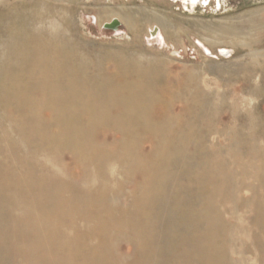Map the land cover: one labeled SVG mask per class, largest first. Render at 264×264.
Here are the masks:
<instances>
[{
	"label": "rangeland",
	"instance_id": "obj_1",
	"mask_svg": "<svg viewBox=\"0 0 264 264\" xmlns=\"http://www.w3.org/2000/svg\"><path fill=\"white\" fill-rule=\"evenodd\" d=\"M51 1L50 0H47V1L46 0H44V1L43 0H6V1H3L2 3H0V9H1L0 10V15H1L0 16V25H1L0 29L2 28L1 29L2 31L0 30V35H1L0 36V69H2L3 67L6 69L5 70L3 68L0 71V73L3 75L2 76L0 74V76H1V78H0V115H1L0 116V150H2V151H0V154H3V155H0V217L1 216L3 217L4 215H6V216H4L6 218L10 217V218H8V220L10 219V221L5 220L6 218L5 219H3L2 217L0 218V229H1L0 233L2 234V236L0 234V237H2L0 239V243L6 245V247H5L4 245L0 244V246H1L0 249L3 250L2 253L0 252V264H1V261L3 258H5V259H3L4 262L2 261V263H4V264H17V263L18 264H21V263L25 264V262H26V264H29V262L30 263L32 262L31 264H33L34 262H35L34 264H41L42 262H44L43 264H48L49 262L52 263L51 261L59 260V258H60L59 261H56V262L54 261L52 264H58V263L59 264H71V263L72 264H79V263L81 264V262H82V264H84V262H85V264L86 263L90 264L92 261L93 262L91 264H96L97 262H99L98 264H112V263L113 264H125V263H128V264H134V263L135 264H175V263L176 264H178V263L184 264V262H188L186 264H211L212 260H213L212 264H216V262H217V264H231L230 262H232V264H264V234H263L264 228L262 227L264 225V222L262 221L264 219V217H262V216H264V214H262V212L264 211V207H263L264 206V200H263L264 199V190H263L264 189V177H263L264 176V168H263V170L261 169L262 168L261 165L264 167V151H263L264 150V125H263L264 124V72H262V71H264L263 70L264 69V67H263L264 66V0H222V1L220 0L221 1L220 6L214 2H211V5L209 7L202 6L201 4H199V5L195 6V8L193 6H190V5L187 8L184 7V5L180 2V0H66V1L65 0H51ZM26 3H28V4H26ZM2 4H4V5H2ZM19 6L23 10L26 8V10H24L25 12ZM12 8H13V10H12ZM17 8L19 9V11ZM102 8H106L107 10L124 12V13L128 14L130 17H132L133 20H135V21H138L141 19V11H149L151 13L153 12V14L155 16L161 17V18L165 19L166 21H168L169 23H171L176 28V32L174 31L176 34L173 33L172 31H170V33H168V36L165 37L163 32H162V34L160 32V34L164 37H159L160 36L159 31L161 30L160 29L161 27L154 22H146V21H144L138 25V27H137L138 29H137L136 33L131 32L124 25V23L119 18H117L115 16H110L108 18L99 20L98 11H99V9H102ZM40 10H42L43 12L41 13ZM38 11L41 13V15ZM10 13H12V14L16 13V14L13 16ZM21 13H22V15H20ZM4 16H5V18H4ZM20 16H22L23 18ZM35 16H36V18H34ZM11 17L12 18L14 17L12 19L14 21L11 20ZM43 17H44V19H43ZM18 18H20V19H18ZM29 19H30V21H29ZM40 19H42V20H40ZM114 19L117 20L120 24L119 27L115 31L103 29V26L105 24L110 23ZM97 20H99V21H97ZM19 24L23 25V27L21 28V26ZM29 24H30V26H29ZM49 24H51V25H49ZM6 25H8V26H6ZM13 25H15V26H13ZM4 26H5V28H4ZM32 26H33V29H32ZM41 26H42V28H41ZM224 26L232 27L234 30L236 29V31L239 32L240 35H244L246 38H243L242 43H240V44L235 43L234 45H231V44H228L227 42H225L223 44L221 42L223 40V38L220 36L222 32L219 31L218 27L222 28ZM9 28H11L10 31H9ZM16 28H17V31H16ZM205 28L206 29L212 28L213 31H206V30H204ZM37 29H38V31H37ZM44 29L46 31L45 33H44ZM48 29H50L51 31ZM18 30H20V31H18ZM31 30H33V31H31ZM22 31H24V32H22ZM54 31H55V34H54ZM14 32H16V33H14ZM25 32H26V34H25ZM39 32H41V33H39ZM46 33H49L50 35H48ZM9 34H11L10 37H9ZM22 34H23V36H22ZM29 34L30 35L32 34V35H35L38 37H40V35L42 34L41 37L43 36V38L44 37L49 38L52 41V43L54 42L53 43L54 46L58 47V49H59L58 54H60V55L56 56L54 58H55L56 62L59 63V65L61 64V71L55 70V72L53 74V75H55L54 82L56 81L55 82L56 85H64L65 87H67L70 97L67 96V99L63 100V103L61 101H58V100L54 101V104L55 103L56 104L52 105V106L54 108H57V110L56 109L53 110V107H51V106L49 107V105H47V104H45V105L40 104L43 101V99L40 95L41 92L39 93L38 89H36L37 87H35V86L32 87L33 89L30 93V96H29L30 99L29 100L25 96V94H24L25 97L22 98L21 94L23 92H21V90L18 88V85L20 83L22 84V82L19 83V81L16 80L18 74H17V76H14L15 74L13 75L14 72L16 73V68L12 67V66H14V61H15V58L13 57V53L15 52L16 48L14 46H17L21 42V40L25 41L26 39L28 40V38H29V40H31ZM25 35H27V36H25ZM61 35H62V38H61ZM11 37L15 41L11 40ZM16 37H18V38H16ZM20 38H21V40H20ZM205 39L212 40V41H214V43L208 44L205 41H203ZM11 41L13 42V44ZM3 44H5L6 47L3 46ZM7 44L9 45V47ZM242 45H244V46L242 47ZM3 47H5V48H3ZM11 47L14 49H12ZM73 48H75V49H73ZM5 49L7 50V52H5L6 51ZM8 49H10V50H8ZM2 56H4V57H2ZM118 56H119V59H117ZM255 57H256V59H255ZM103 58H105V59H103ZM125 58L127 60L129 59L130 62L128 60V62H129L128 63ZM11 59H13V60H11ZM5 60H7L9 62H7ZM97 60H98V62H97ZM11 61H12V63H11ZM77 61H79L80 63ZM91 61L93 62L94 71L97 70V71H95L96 73L92 69V66H91L92 62ZM99 61H100V63H102V61H103V63H102L103 65L100 64ZM119 61H120L121 65H120ZM134 62H135V65H134ZM136 62L138 64L137 67H136V65H137ZM8 63H9V65H8ZM144 64L145 65L147 64V65L145 66ZM10 65H11V67H9ZM128 65H130V66H128ZM141 65L143 68L140 67ZM88 66H91V68ZM7 67H8V69H7ZM98 67H99V69H98ZM130 67H131V69H130ZM95 68H97V69H95ZM82 69L84 71H82ZM66 70H68V72ZM99 70L102 71V74L99 73L100 72ZM131 70H135V71L131 72ZM136 70H139V71H136ZM24 72H26V71H24ZM24 72L22 71V73H24ZM79 73L81 75H79ZM73 74H75V75H73ZM93 74H94V76H93ZM99 74H101V75L99 76ZM116 74H118V75H116ZM124 74H125V76H124ZM132 74L134 76H132ZM4 75H5V78H4ZM11 75L13 77H11ZM89 75H90V77H89ZM103 75H104V77H102ZM106 76L108 77L107 79H106ZM110 76L112 77V80H111L112 84H111V81L109 79ZM10 77L13 78V80L10 79ZM37 77L38 76L34 75L31 78H32V80L37 81ZM83 77H85V78H83ZM97 77L100 78V81H98L99 79ZM14 78H16V79H14ZM142 78H143V82L141 80ZM138 79H139V82H138ZM10 80L12 83L9 82ZM107 80H109L110 83H108ZM113 80H114V82H113ZM154 81H155V84H154ZM71 82L74 84H72ZM3 83H5V84H3ZM8 83H10V84H8ZM14 83H16V85ZM25 83L27 84V81ZM25 83H23V84L26 85ZM135 83H136L137 88L135 87ZM151 83L153 86L151 85ZM11 84H13V86H15L16 89ZM108 84H110V85H108ZM119 84H120V87H119ZM126 84H128V85H126ZM137 84L139 87L137 86ZM10 85H11V88H10ZM121 85H122V87H121ZM186 85H188V86H186ZM189 85H191V86H189ZM28 86H29V84H28ZM140 87H142V88H140ZM82 88H84L86 90L84 91V89H83V91H82L81 90ZM182 88H183V90L181 91ZM11 89H13V90H11ZM129 89H130V91H129ZM153 89H155L156 91H153ZM198 89H199V91H198ZM4 90H5V92L3 93ZM78 90H79V93L77 92ZM121 90H123V91H121ZM125 90H126V92H125ZM133 90H135V91H133ZM139 90H140V92H138ZM147 90H148V92H147ZM12 91H14V92L11 93ZM113 91H115L116 93H114ZM7 92L9 93L10 96H8ZM127 92H129V93H127ZM155 92L156 93L158 92L157 93L158 95ZM187 92H189V93L187 94ZM18 93H20V94H18ZM99 93H101V94H99ZM112 93H114V94L112 95ZM119 93L121 94V96ZM123 93L125 94V96ZM185 93H186V99H185ZM222 93H224V95H222ZM258 94H260V96ZM55 95H57V93H55ZM147 95H149V97ZM178 95H179V97H177ZM205 95H207V96H205ZM261 95H263V98ZM17 96L19 97L18 98L19 100L15 99V97L17 98ZM140 96L142 97V99ZM173 96H175V97L173 98ZM188 96L191 98L189 99ZM192 96H194V98ZM214 96H216V97H214ZM219 96L221 97V100H220ZM224 96H226V98ZM203 97H205L207 99H205ZM9 98H12V99H10V100H12V102H10ZM123 98H124V100H123ZM201 98H202L201 102L203 104H201V102H200ZM125 99H129V100L126 101ZM6 100L9 102H7ZM14 100H16V101L18 100V102L14 101ZM21 100H23L25 102V104H24V102L23 103L20 102ZM88 100H89V102H88ZM190 100H192V101H190ZM13 101H14V103H13ZM36 101H38V104ZM124 101H126V102H124ZM69 102H71L70 104L72 106L69 104ZM187 102L189 105L187 104ZM223 102H224V105L222 106ZM11 103H13V104L11 105ZM15 103H16V105L18 103V105L16 106ZM29 103L32 104L33 107L31 105H29ZM74 103H75V105H74ZM121 103L123 104L122 106H121ZM125 103H127V104H125ZM84 104L88 105L89 107L88 106L84 107L85 106ZM130 104H131V106H130ZM5 105H7L8 107L6 106V108L4 109ZM9 105L11 106V108ZM39 105H40V107H39ZM90 105H93L94 108ZM127 105H129L128 108L125 107ZM132 105L134 106L135 109L131 108ZM18 106H20V107H18ZM34 106L36 107V110H34L35 109ZM67 106H69V107L66 108V110H65V111H67L66 112L67 116H66L65 111L62 109H64ZM228 106L230 108L231 107L232 108L230 109ZM13 107H14V110L16 112H14V110H12ZM22 107L24 108L23 111H22V109H23ZM44 107L45 108L47 107V108L45 109ZM70 107H71V109H69ZM82 107H83V109H82ZM99 107H100V109H102V108L103 109L100 110ZM210 107L211 108L213 107V108L210 110ZM25 108H27V109H25ZM49 108L50 109L52 108V109L50 110ZM122 108H124L125 110H123ZM217 108H218V111H217ZM29 109H30V111H29ZM38 109L43 110V111L40 112V110H38ZM85 109L87 112L85 111ZM91 109H94V110L91 111ZM95 109H97L98 112ZM103 110L106 113H103L104 112ZM122 110L124 112H122ZM131 110H132V112H130ZM198 110L202 111L203 113H206L207 118L205 117L206 115H203L202 112L199 113L200 111H198ZM235 110H237V111H235ZM90 111L94 115L89 114ZM19 112H21V114ZM36 112H37V114H36ZM191 112L194 114L193 117H191L192 116ZM212 112H213V115H212ZM218 112H221V113H218ZM259 112L261 113L262 116L260 114L259 115L257 114ZM3 113L7 116V118L5 115H3ZM17 113L20 116H18ZM29 113H31V114H29ZM73 113H75V114H73ZM98 113H99V115H98ZM128 113L129 114L131 113V114L129 115ZM238 113H239V115H238ZM87 114L89 117L92 118V120L88 116H86ZM104 114H105V116L108 115L107 116L108 118L107 117L105 118ZM201 114L203 117L201 116ZM137 115H139V116H137ZM26 116H28V117H26ZM65 116L69 117V118L67 119ZM73 116H74V118H73L74 120H72ZM95 116L97 118H95ZM100 116L102 117V119ZM209 116L211 117V119L209 118ZM23 117H24V119H23ZM39 117H41V118H39ZM188 117L191 119H188ZM38 118H39V120H38ZM61 118L62 119L64 118V119L61 120ZM77 118H78V120H76ZM112 118H113V120H112ZM16 119H17V121H16ZM59 119H60V122H62V123L58 125L57 123H60L58 121ZM70 119H71V121H70ZM99 119H101V121ZM103 119H107V121L106 120L102 121ZM110 119L113 121V123L115 125L110 121ZM142 119H144V120L142 121ZM52 120H54V121H52ZM64 120L67 122H65ZM97 120L100 121L101 124ZM125 120H126L127 124H126ZM37 121H39L41 123H39ZM63 121L65 124L63 123ZM73 121H75L74 122L75 124L73 123ZM96 121L98 124L96 123ZM109 121L111 122L110 123L111 125L109 124ZM194 121H195V123H194ZM261 121H263V122L261 123ZM25 122H27V123H25ZM47 122H48V124L50 122V124L48 126L49 131L47 133H42L43 136L42 135L39 136L38 134H40V133L35 131L36 128L38 127L39 124L44 125V124H47ZM55 122L57 124V127H56ZM120 122H122V123L120 124ZM123 122H125L126 125L123 124ZM132 122H134V123H132ZM184 122H185V124H184ZM249 122L251 125L248 124ZM76 123H77V125H76ZM92 123H93V126H91ZM146 123H148V125ZM81 124H87V125H81ZM130 124H131V126L133 125L132 126L133 129H131ZM168 124H169V126H168ZM260 124L262 127L259 126ZM28 125L30 128L28 127ZM31 125H33V126H31ZM61 125L62 126L64 125V126L61 127ZM71 125H74V126L71 127ZM112 125H114V126H112ZM197 125L200 127H198ZM209 125H210L212 131L210 130ZM240 125H242V126H240ZM3 126H4V129H2ZM17 126L19 127V131H17L18 130ZM67 126L69 127V129L66 128ZM76 126H78L79 128ZM82 126L84 129L82 128ZM124 126H127V127H124ZM187 126L190 127V129L187 128ZM255 126H257V127H255ZM32 127H34V128H32ZM73 127H75L76 129ZM89 127L91 128L90 130H92V132L91 131L88 132ZM113 127L116 128L114 133H112L114 130ZM245 127H247V129ZM25 128L28 129V133L27 132L25 133V131H26ZM86 128H87V130H86ZM123 128H124V130H123ZM136 128H138V129H136ZM67 129L69 132L67 131ZM79 129H80L81 133L79 131L77 132V130H79ZM96 129H97V131H95V133H94V130H96ZM154 129H156V131H157L156 134H154V132H155ZM29 130H32V131H29ZM60 130L63 133L59 132ZM74 130L76 132H74ZM82 130H84V131H82ZM119 130L121 133H119ZM129 130L133 131V133L131 132V134H129L130 133ZM136 130H137V132H136ZM146 130H150L151 132L148 131V134H147ZM238 130H239V134H241V135L244 134L242 137L239 134L236 135ZM66 131L68 133H66ZM250 131H252L253 134ZM6 132H7V134H6ZM36 132H37V134H36ZM57 132L62 137L59 136V134ZM84 132L85 133L87 132L89 134H85ZM174 132H177V133H174ZM188 132L189 133L193 132V134H191V137L188 134ZM212 132H213V134H212ZM246 132L249 134H246ZM19 133H21L22 135ZM75 133L76 134L78 133L77 136ZM135 133L137 136L135 135ZM157 133H158V135H157ZM179 133H180V135H179ZM5 134H6V136H5ZM29 134H31V136L33 135L35 138L36 137L37 138L34 139V137L33 136L31 137ZM46 134H48V135H46ZM128 134H129V137H128ZM160 134H162V135H160ZM199 134H201V136ZM210 134H211V136H210ZM86 135H88L89 138L88 137L87 138L89 140L86 138ZM187 135H189V136H187ZM193 135H194V137L192 138ZM196 135H199V136L196 137ZM21 136L23 137L22 139H21ZM81 136H84V137H81ZM132 136L134 138H132ZM138 136H139V138H137ZM186 136L188 138H186ZM90 137H92L91 138L92 140L90 139ZM140 137H142V138H140ZM166 137H168V138H166ZM184 137H185V140L182 139ZM233 137H234V139H233ZM260 137H262V138H260ZM10 138H11V140H10ZM31 138L34 140H32ZM124 138L127 141L132 139L131 140L132 143L130 141L132 151L129 147L130 145H128V144H130V143H128L129 141L127 142ZM162 138H164V140ZM206 138H209L207 140V142H206ZM240 138L245 139V140L248 139V140H246L247 142H245V140L243 141ZM251 138H253V139H251ZM23 139L25 140V142ZM37 139H39V140H37ZM107 139L109 142L107 141ZM133 139H138V141L140 139V141H142V142L138 143L136 140L133 141ZM160 139H162V141ZM197 139H198V141H197ZM230 139H233V140H230ZM36 140H37V142H36ZM77 140L79 141V143ZM90 140H91V143H90ZM158 140L160 142H157ZM183 140H184V142H181ZM201 140H203V141H201ZM13 141H14V143H13ZM39 141H40V143H38ZM82 141H84V142L82 143ZM95 141L98 143H96ZM8 142L9 143L12 142V143H10V145H9ZM121 142H123V143H121ZM188 142H190V143H188ZM197 142H199V143H197ZM34 143H35V145H34ZM183 143H185V144H183ZM229 143H230V146H229ZM241 143H242V146H240ZM51 144L53 145V147ZM100 144H101V147H100ZM125 144L127 145V148H126ZM158 144H159V147H158ZM167 144L168 145L171 144L172 145L171 147L173 149L169 148L170 146H168ZM182 144H183V146H182ZM186 144H190L191 146L187 145L188 146L187 147ZM214 144L215 145L217 144V145L215 146ZM42 145L46 146V149L44 146H43L44 147V149H43ZM152 145H153V147H152ZM193 145H195L194 148H193ZM73 146H74V148H73ZM89 146H90V149H89ZM205 146L207 148H204ZM62 147H64L65 149ZM85 147H86V149L87 148L88 149L84 150ZM189 147H190V149H188ZM225 147L226 148L228 147V149H226ZM243 147L245 150L243 149ZM11 148L16 149V151L11 149ZM68 148H69V150H68ZM176 148H178V150H176ZM184 148H186V149H184ZM196 148H198V149H196ZM209 148H210V150H209ZM247 148H249V149L246 150ZM36 149H38V150H36ZM92 149L94 150V152ZM127 149H128V153L126 151ZM129 149H130V151H129ZM165 149L168 150L169 153H166L167 151ZM231 149H232V151H231ZM254 149H256V150H254ZM259 149L260 150L262 149L261 150L262 152ZM56 150L57 151L59 150V151L57 152ZM182 150H185L186 152H184ZM187 150L189 151L188 156L186 155ZM193 150H195V151H193ZM217 150H218L219 155L216 153ZM226 150H228V151H226ZM68 151H69L70 155H69ZM108 151H110V152H108ZM125 151L127 154L125 153ZM161 151H163V152H161ZM179 151H180V153H179ZM190 151H191V153L195 152L194 155L197 153L195 155V157L192 155L193 153L189 154ZM201 151H202V153H201ZM205 151H206V153H205ZM133 152H134V154H133ZM182 152L185 153V154L183 153V156H181ZM203 152L207 156L203 155ZM225 152H228V153H225ZM47 153H48V155H47ZM55 153H57V154H55ZM67 153H68V155H67ZM78 153H81V154L78 155ZM82 153H84V154H82ZM223 153H225V154H223ZM243 153H245V155H243ZM254 153H255V155H254ZM257 153L258 154L263 153L262 154L263 156L259 157V155H261V154L258 155ZM15 154H17V155H15ZM89 154H91V155H89ZM92 154H93V156H92ZM232 154H233V156H232ZM38 155H40V156H38ZM63 155H64V157H63ZM82 155H83V157H82ZM118 155H119V157H121V155L124 157H121L119 159ZM138 155H140V156H138ZM184 155H186V158ZM197 155H199L200 157H198ZM239 155H240V157H239ZM3 156H5V157H3ZM31 156H33V157L31 158ZM91 156H92V158H91ZM136 156H138L139 159H137L138 157H136ZM159 156H160L161 160L159 159ZM162 156L165 158H162ZM166 156H168V158ZM196 156L198 158H196ZM215 156H216V158H215ZM243 156L245 157V159ZM254 156H256V157H254ZM9 157H12V158H9ZM16 157H18V158H16ZM54 157H56V158H54ZM58 157H59V159H58ZM62 157H63V159H62ZM114 157H116V158H114ZM142 157H143V159L144 158H146V159L142 160ZM156 157L158 158V161H156V159H157ZM173 157H175L176 160H178V161H175V158H173ZM231 157H232V159H231ZM82 158H84V160ZM109 158H110V160H108ZM122 158H124V159H122ZM135 158H136V160H134ZM177 158H180V159H177ZM182 158H183V160H181ZM199 158H204L205 160L204 159L200 160ZM212 158H213V160H212ZM240 158H242V159H240ZM55 159H57V160H55ZM127 159H129V160H127ZM162 159H163L164 163L162 162ZM186 159H188V160H186ZM191 159H194V161L192 160V162H191L190 161ZM195 159H197V160H195ZM208 159H210V160L207 161ZM215 159H217V160H215ZM250 159L253 161H249ZM258 159H259V162H258ZM138 160L139 161L141 160L142 162H138ZM211 160L213 162H211ZM226 160L230 163V165H228L229 163ZM130 161H132V162H130ZM180 161H182V162H180ZM203 161L205 163H202ZM220 161L222 163H220ZM240 161H242L243 163H241ZM31 162H33V163H31ZM50 162H52V163H50ZM127 162L129 163V165ZM157 162H158V164H157ZM176 162H178L177 163L178 165L176 164ZM130 163L131 164L134 163L136 165L133 164L134 167H131L133 165H131ZM152 163H153V165H152ZM155 163L158 167H155ZM171 163H172V165H171ZM215 163H216V165H215ZM224 163H225V165H224ZM258 163H259V165H258ZM122 164L124 166L128 167V169L124 168V166ZM137 164L140 166L138 167ZM163 164H164L166 169L163 167ZM195 164H196L197 168L195 167ZM205 164H207V166H205ZM8 165H9V167H8ZM52 165H53V167H52ZM61 165H62V167H61ZM151 165H152V167H151ZM182 165H183V167H182L183 171L181 169ZM187 165H189V166H187ZM211 165H212V167H211ZM12 166H14V167H12ZM204 166H205V170H204ZM174 167H176V168H174ZM222 167H224V168H222ZM225 167H226V169H225ZM239 167L240 168L244 167L243 169L241 168V170L243 172L240 170ZM8 168H9V170H8ZM32 168H33V170H32ZM123 168H124V171H121V170H123ZM129 168H130V171H128ZM133 168L135 170H133ZM201 168L203 169L204 174H200V173H202ZM212 168H214V169L212 170ZM228 168H230V169H228ZM157 169L158 170L160 169L161 171L159 170V172H158ZM186 169L188 170V173H187ZM210 169L215 174L213 172H211ZM254 169H255V171H254ZM10 170L11 171L13 170V171L11 172ZM34 170L35 171L37 170V171L35 172ZM42 170H44V171H42ZM150 170H152V171L149 175ZM179 170H180V172H178ZM224 170H225V173H224L225 175L223 174ZM232 170L234 171V173L232 172ZM153 171H154V173H153ZM31 172H35V173H31ZM40 172H41V174H40ZM165 172L168 174H166ZM182 172L184 174L186 172L185 175H187V176L184 177ZM231 172L233 175H230ZM7 173H9V174H7ZM22 173L25 175H23ZM197 173L199 175H197ZM32 174H33V176L31 177ZM42 174H44V175H42ZM89 174H91V175H89ZM159 174L162 177H160ZM180 174L182 175V177L180 176ZM194 174L197 177H195ZM220 174H222V176ZM244 174H246V176L247 175L248 176L246 177V176H244ZM18 175L20 177H18ZM22 175H23V177H21ZM218 175H219V177H218ZM257 175L258 176L262 175V176L258 177ZM45 176L47 177V180H45L46 179ZM113 176H114V178H113ZM149 176H150V178L151 177L152 178L150 179ZM157 176H158V178H157ZM179 176H180V178H179ZM213 176H216L217 178L213 177ZM240 176H242V177H240ZM16 177H17V179H16ZM57 177H59V178H57ZM166 177H167V179H166ZM188 177H190L192 179H189ZM202 177H204V179H202ZM207 177L208 178L210 177V179H208ZM232 177L234 180L232 179ZM234 177H236V178H234ZM31 178H34L33 179L34 181L32 180L30 182ZM60 178H62V179H60ZM221 178L223 180H221ZM237 178L239 180H237ZM257 178H259V180ZM10 179H11V181H10ZM55 179H56V181H55ZM128 179L131 181H129ZM142 179H144V180H142ZM157 179H159V180H157ZM177 179L180 180L179 183H177V181H178ZM185 179L187 181H185ZM224 179H225V183H224ZM17 180L19 183L17 182V185H15ZM25 180L28 181V183ZM151 180H154V181H151ZM195 180H197V181H195ZM215 180H217V181H215ZM220 180L222 182H220ZM49 181L52 184H50ZM94 181H96L95 184L93 183ZM124 181L125 182L127 181L129 183H127V182L125 183ZM142 181L144 183L145 182L146 183L148 182V183L144 184ZM149 181H151L152 183ZM201 181H203V182H201ZM239 181L242 184H240ZM11 182L13 185H15V187L14 186L12 187ZM55 182H56V184H54ZM60 182H62V184H63L62 187H61ZM108 182H109V184H108ZM155 182L157 184V189L155 188V186H156ZM195 182H196V184H195ZM197 182H199V183H197ZM200 182L202 184H204V187L202 186V184H200ZM204 182H206V183H204ZM210 182H211V184H210ZM216 182L218 185L216 184ZM7 183H9L10 186H9V184L7 185ZM29 183H33V185L31 186ZM35 183H36V185H34ZM48 183L50 186L48 185ZM176 183L178 184V186L175 185ZM190 183H192V184H190ZM212 183L213 184L215 183L217 186L215 184L213 186ZM221 183H222V185H221ZM256 183H258L259 185ZM1 184L3 186L5 185V188L2 186L4 190L1 189L2 188ZM20 184L21 185L23 184V185L18 186ZM139 184H140V186H139ZM151 184H153V185H151ZM159 184L160 185L162 184V185L159 186ZM187 184H190V186ZM207 184L209 185V187ZM51 185L52 186L54 185V186L52 188H50ZM57 185L59 186V188ZM121 185H124V188H125L124 191H123V187ZM148 185L150 187H148ZM165 185H168V186H165ZM171 185H174V187ZM243 185H244V187L242 188ZM43 186L46 188H44ZM87 186H88V189H87ZM205 186H206V188H205ZM7 187H8V189H7ZM216 187H219V189H217ZM221 187H222V189H221ZM250 187H251V189H250ZM11 188L13 190H11ZM15 188H16L17 193L14 190ZM55 188L57 190H55ZM74 188L76 189V191H78V190L79 191L76 192ZM167 188L168 189L171 188L172 190L171 189L168 190ZM174 188L178 189V190H176L177 193L174 190ZM209 188H212V190ZM50 189H51V191H50ZM64 189L67 190V191H65L66 193H64ZM181 189H183V190H181ZM198 189H199V191H198ZM223 189L226 191L227 194L225 193V191ZM5 190H6V192H5ZM8 190H10V191H8ZM52 190L53 191L55 190L54 193H52ZM92 190L94 192L91 193ZM150 190H151V192H150ZM186 190L187 191L191 190L188 192V193L191 192L190 196H187L188 194H185V193H187ZM195 190H197V193ZM207 190H209L210 192ZM219 190H222V191H219ZM233 190H234V192H233ZM241 190H242V192H241ZM252 190L254 193L252 192ZM2 191H4V192H2ZM72 191H74L75 193ZM145 191H147V192H145ZM168 191H169V193H168ZM182 191H184V192H182ZM205 191H207V192H205ZM227 191H229L230 193H228ZM55 192L59 196L55 195L56 194ZM62 192L64 193V195H61V194H63ZM160 192H161V195H159ZM172 192L174 193V195H172ZM198 192H200V193H198ZM212 192H213V194H212ZM220 192L223 194H221ZM13 193H14V195H13ZM44 193H46V195ZM84 193H88V194L84 195ZM145 193H150L151 195H148V194L145 195ZM163 193L165 194L164 196H163ZM1 194L3 196H1ZM10 194H12V195H10ZM180 194L187 196L186 197L187 199L183 195H182L183 196L182 197ZM261 194H263V196ZM22 195H24V196H22ZM34 195H35V197H34ZM44 195L47 198H45ZM87 195H89V196H87ZM226 195L228 196V198L225 197ZM255 195L257 196L256 199L254 198ZM4 196L6 198H9V199L7 200ZM49 196H51V197L48 198ZM70 196H72V197H70ZM83 196H84V198L86 196V198H85L86 200L82 198ZM99 196H101V197H99ZM102 196H103L104 202H103ZM167 196H168L169 200L167 199ZM56 197H57V199H56ZM95 197L99 200L102 199L101 202L99 200H96ZM140 197H141V199H139ZM163 197H166V199L165 198L163 199ZM171 197H172V201H170ZM174 197H179V200H178V198L174 199ZM192 197H194V198L192 199ZM199 197H200V200H198ZM220 197H221V199H220ZM223 197L225 200L223 199ZM241 197H242V199H241ZM28 198L31 199V202ZM43 198L45 200L46 199L47 200L45 201ZM105 198H107V199H105ZM142 198H144V199L142 200ZM195 198H196V200H194ZM202 198H203V200H202ZM88 199L89 200L94 199L95 202L93 201V203H92V201L91 200L89 201ZM148 199L153 203H151L150 201H146ZM161 199L165 201V204H166V202H168L169 205L168 204L164 205V201H162ZM185 199L188 200L189 202L194 201L193 207H191L192 202H190L191 203L190 204L187 201H185ZM207 199H209L210 202ZM75 200H77V201H75ZM87 200H88V202H86ZM135 200H136V203H134ZM139 200H140V202H139ZM141 200L143 201L142 204H141ZM1 201H4V202H1ZM6 201L8 202V205H7ZM56 201H57V203H56ZM68 201H69V203H68ZM173 201H174V203H173ZM230 201L231 202L233 201V203H230ZM9 202H12V203H9ZM17 202L19 203V205ZM62 202H64V204ZM73 202H74V204H73ZM116 202H117V205L115 204ZM171 202L173 203V205L175 207L178 204L179 205L178 207L181 210L178 211V207L175 208L174 206H172ZM211 202L212 203L214 202V203L210 204ZM227 202H228V204H227ZM65 203L67 206H65ZM70 203H72L73 205ZM85 203L88 205V207ZM96 203L97 204L99 203L100 206L97 205ZM104 203L107 205V208H106V205ZM132 203L134 204V206ZM3 204H5V205H3ZM101 204H103V205L101 206ZM147 204L149 205V207H146V206H148ZM181 204H183V205L185 204L188 208L186 207V209H184ZM199 204H201V206ZM259 204L261 206H259ZM53 205H55V206L57 205V206L55 207ZM74 205H77L78 207L74 206ZM113 205H115V206H113ZM185 205H184V207H185ZM4 206H6L8 209L5 208ZM44 206H46V207H44ZM104 206H105V209H107V211L104 209ZM169 206L171 209L169 208ZM10 207H12V208H10ZM33 207H34V209H33ZM52 207L53 208L55 207V209L53 210ZM59 207H62V208L59 209ZM69 207H71V210L69 209ZM73 207H75L74 209L76 211L73 209ZM91 207H93V208H91ZM98 207H100V209L102 207V209H101L102 213L100 212L101 210H99ZM133 207H134V210H133ZM153 207H155V208H153ZM156 207H158V210ZM190 207L192 209L194 208L195 210H196V208L202 207L203 210H202V208H201V210H200V208L197 209L196 211H198V212H194L195 214H193V215H196L199 212L200 213H199V215L197 214L194 217L192 215V213L195 210L190 209ZM210 207H211V209H210ZM215 207H217L218 210H220V211H218L217 208L215 209ZM224 207H225V209H224ZM257 207L262 208L261 211L260 210L258 211L259 208H257ZM4 208L6 211H4ZM43 208L47 209V211H49V214H47L48 212L46 210H44ZM174 208H175V210H174ZM256 208H257V210H256ZM48 209H52L51 212ZM81 209H83V210H81ZM108 209H109V212H108ZM183 209L185 212H183ZM25 210L26 211L28 210V211L26 212ZM43 210H44V212H43ZM60 210H62V211H60ZM92 210L95 212L97 211L98 213L94 212L92 214V212H93ZM116 210H120V211L118 212ZM121 210H123V213ZM171 210L174 214H176L175 216L171 212ZM186 210H187L188 214H186ZM12 211H14V212H12ZM209 211H212V212H209ZM213 211H214V213H213ZM225 211H227V213ZM7 212H9L11 214H9ZM22 212H23V214H22ZM52 212L55 213V215ZM79 212H80V214H79ZM89 212L92 215H95V214L96 215L93 216V218H91L92 215ZM128 212H130V213H128ZM133 212L136 213L138 216L135 215ZM180 212H183L185 214L180 213ZM189 212H192V213H189ZM256 212H257V214H256ZM3 213H5V214H3ZM18 213H20V214H18ZM50 213L52 214L51 219H50L51 221L49 220ZM65 213H66V216L64 217ZM105 213H106V215H105ZM107 213L109 215H107ZM117 213H118V215H117ZM131 213H133L134 215ZM207 213H208V216H207ZM215 213H217V214H215ZM32 214H33V216H31ZM41 214H43V216ZM68 214H69V216H67ZM70 214H72V215H70ZM101 214H103L104 216ZM121 214H123V215H121ZM189 214H191V215H189ZM200 214H201V216H200ZM258 214H260L262 216H260ZM26 215H27V217H26ZM60 215H61V217H59ZM80 215H81V217H80ZM130 215H132V216H130ZM187 215H189V216H187ZM202 215H204L205 217ZM211 215H213V216L215 215V216L211 217ZM257 215H258V217H257ZM28 216L29 217L31 216L32 218H29ZM139 216H140V218H139ZM177 216H178V218H176ZM183 216H185V217H183ZM190 216H192V217H190ZM197 216L201 217V218H198ZM21 217H22V219H21ZM24 217H25V219H24ZM131 217H133V218H131ZM136 217H137V219H136ZM161 217H162V219H161ZM196 217H197V219H196ZM216 217H218V220ZM259 217H261L262 220ZM12 218H13V220H12ZM17 218H18V220H17ZM59 218H60V220H59ZM65 218H68L69 221ZM73 218H74V220H72ZM97 218L101 219L102 222H100V220H99V223H98ZM103 218H105L106 221L103 220ZM112 218L114 221L112 220ZM124 218H126V221H124ZM179 218H181V219H179ZM192 218L195 220H193ZM212 218H215L217 221L215 219H214L215 220L214 221ZM256 218L258 221L260 220L259 223H261L260 224L261 226L259 225L258 221H256ZM33 219L35 220L34 222H32ZM64 219H65V221H64ZM141 219H142V221H141ZM168 219H170V221H168ZM21 220H22V222H21ZM26 220H28V221H26ZM109 220H111V221L108 222ZM189 220H190V223L186 222ZM191 220L196 221V222H193V221L191 222ZM23 221L26 223H24ZM29 221H31L32 224ZM62 221L64 224L62 223ZM66 221H67V223H66ZM87 221H89V223ZM116 221L120 222V223L118 222V224L121 225L120 227H119V225H117ZM135 221H136V228L133 226ZM138 221H140V222H138ZM166 221H168L169 224ZM178 221L181 223H179ZM203 221L208 222V224L206 222L204 223ZM221 221H222V223H221ZM228 221H229V223H228ZM1 222H3V223H1ZM5 222L7 225L5 224ZM170 222H171V225H170ZM252 222H254L255 224ZM14 223H15V228H13ZM51 223H52V225H51ZM101 223L104 226L103 228H105V226L108 227L107 228L108 233H107V231L104 232L103 231L104 229L100 228V226L102 227ZM113 223H115L116 225L113 226L112 225ZM128 223L129 224L131 223L133 225L130 224L131 225L130 226ZM137 223H140V224H137ZM166 223L170 227H168L166 225ZM224 223L226 224V227H225ZM1 224H2V226H1ZM34 224H38L39 226L34 225ZM85 224H87V225L85 226ZM122 224H123V226H126V227L124 228L122 226ZM176 224H177V227L175 226ZM188 224H190L189 226H191V227H188ZM222 224H224V225L221 226ZM27 225H28V227H27ZM32 225H34V226H32ZM58 225H59V227H58ZM16 226H17V229H16ZM25 226H26V228H25ZM30 226H31V228H30ZM90 226L92 227L93 230L90 229ZM164 226H166L167 229ZM182 226L186 227L187 230H186V228H184ZM219 226H220V228H219ZM1 227L2 228L4 227V228L2 229ZM23 227L25 228L26 231L23 230ZM40 227H41V229H40ZM76 227L78 229H75ZM133 227L136 230L133 229ZM202 227H204V228H202ZM206 227H207V229H209V227L210 228L212 227L211 230L212 231L214 230L213 231L214 233L211 230L209 231L207 229H206V232H207L206 233L204 230L205 234H209L211 232L210 235L212 236V234H213L212 237L210 235L209 236L204 235V232L202 229H205ZM222 227H224L223 231H224V233H226V236L224 235L223 232H220V230H219V229L222 230L223 229ZM29 228H30L31 232L29 231ZM87 228H89V230H87ZM122 228H124V229H122ZM183 228H184V231H183ZM215 228H216V230H215ZM6 229H7V231H6ZM18 229L20 231H18ZM68 229H69V231H68ZM121 229L123 232H121ZM178 229H180V230H178ZM189 229H190V231H189ZM259 229H260V231H259ZM59 230H60V232H59ZM94 230H96V231L94 232ZM130 230L132 232H129ZM169 230H171V231H169ZM181 230L183 231V233ZM191 230L193 232L195 230L197 232L199 231V233L193 234V232H191ZM15 231H18L19 233L18 232L16 233ZM40 231H42L44 236L42 235V233ZM50 231H52V232L50 233ZM75 231L77 233H74ZM92 231H93V233H92ZM118 231L120 232V235H119ZM133 231L136 232L137 235ZM164 231H165V233H164ZM9 232L12 235L9 234ZM13 232L15 233V235ZM112 232L114 233V235L111 236ZM28 233H29V236L27 235ZM39 233H41V234H39ZM46 233H47V235H46ZM55 233H57L58 235ZM94 233L95 234L97 233V235H95ZM129 233H131L130 238L133 239L132 241L130 238L127 239L129 237ZM258 233H259V235H258ZM30 234H31L32 238L30 237ZM102 234L103 235L105 234L106 236L109 234L107 236L108 239L106 238L105 235L102 236ZM153 234H155V235H153ZM177 234H180L181 236L180 235L178 236ZM195 234H197V235H195ZM38 235H40V238H36V236H38ZM93 235L95 236L96 239L93 237ZM123 235H124V238H123ZM184 235L186 237L190 236L189 237L190 239L186 238ZM191 235H192V237H191ZM254 235H256V236H254ZM7 236H8V238H7ZM9 236L12 238V240H10L11 238H9ZM50 236H51V238L53 237L51 240L52 243L50 242V238H49ZM79 236H81V237H79ZM195 236H196V238H198V244L200 241L199 245L197 244V239L194 238ZM258 236H260L259 239H257ZM5 237L7 238L6 240H5ZM98 237H100V238L98 239ZM110 237H113V238L115 237V239L110 238ZM176 237L178 238V241H177ZM204 237H205V239H204ZM25 238L26 239L28 238L29 240H32V241H29L27 239L29 241V242H27L25 240ZM42 238H44V241ZM55 238H57V241L60 240L57 244H56V242L54 243ZM71 238L74 240H72ZM211 238H213L214 241L211 240ZM218 238H219V240L215 241ZM220 238H222L223 240ZM19 239H20V241H19ZM36 239H38V240H36ZM119 239H121L122 241ZM224 239L226 241H224ZM256 239L258 240V242L256 241ZM9 240L11 241V243ZM68 240L71 242H69ZM76 240H78V241H76ZM128 240H130V241H128ZM184 240H186V241H184ZM189 240H191L193 243L190 242ZM205 240L208 242V245H207V243H205L206 242ZM253 240H255V241H253ZM7 241H9V242H7ZM55 241H56V239H55ZM99 241H100V243H99ZM104 241H105V243H103ZM156 241H157V243H155ZM183 241L186 242V244H189V246H192V247H190L192 249H190L188 247V245L186 247L185 244L183 243ZM67 242L69 243V245ZM95 242H97V243H95ZM153 242L155 243V245ZM179 242L182 246L179 244ZM201 242H202V244L203 243H205V244L202 245ZM209 242H214V243H211V245H209ZM215 242H216V244H215ZM256 242H257V244H256ZM16 243H17V245H16ZM109 243H111L112 245ZM114 243H115V245H114ZM120 243H123V244H120ZM139 243H141V244H139ZM11 244L13 247H11ZM39 244L41 245L42 249H40V246H38ZM97 244H98V246H97ZM99 244H100V246H99ZM108 244H109V247H108ZM195 244H197V245H195ZM217 244H219V245L221 244L220 245L221 247L224 245V247H223L224 249H222L220 246H217ZM254 244H256V246ZM7 245H9V246L7 247ZM56 245H58V246H56ZM142 245H144L145 247ZM175 245H177L178 247ZM258 245L261 246V248ZM45 246H46L47 251H45L46 249H44ZM54 246H56V247H54ZM60 246H61L62 250H60ZM65 246H66V249H65ZM69 246H70V250L68 249ZM74 246L76 248H73ZM101 246L105 247L106 250H104L105 248H103ZM196 246L199 249H197ZM200 246H202V247H200ZM204 246L205 247L207 246V249H205ZM213 246L214 247L216 246L217 248H214ZM3 247L5 249H7V248L8 249L5 250ZM99 247H101L102 250ZM133 247H136V248H133ZM179 247L181 249H178ZM203 247H204V249L202 250ZM212 247H213V249H212ZM245 247H247V248H245ZM71 248L73 249V251ZM109 248L112 250V252ZM56 249H57L58 253L55 252ZM85 249H87L86 250L87 252H85ZM91 249H92V251H91ZM185 249H186V251H185ZM194 249H196L195 251H197V252L191 251ZM209 249H211V250H209ZM215 249L216 250L219 249L218 252H216ZM247 249H249L252 253ZM68 250L70 253L67 252ZM93 250H95V251H93ZM5 251H6V253H5ZM23 251H25L26 254ZM59 251H61V252H59ZM90 251L92 254L90 253ZM188 251L189 252L191 251V252L189 253ZM211 251H213V252L211 253ZM38 252H39V255H38ZM77 252H79V253H77ZM107 252H109V253L111 252V253L109 254ZM114 252H115V254H114ZM179 252L180 253L182 252L181 253L182 258H181V255H179L180 254ZM199 252L202 254H200ZM204 252H206V254ZM222 252H224V254ZM61 253L63 256H61ZM215 253L217 256L214 255ZM53 254H55V255L53 256ZM57 254H58V257L55 259L54 257H56ZM97 254L100 256V258L97 257L98 259L95 260L96 259L95 256H98ZM111 254H114V255H111ZM208 254L211 255V257H213V256L214 257L211 258ZM218 254L220 255V257L218 256ZM5 255H7V256H5ZM44 255L47 256L48 258H46ZM66 255H68V256H66ZM75 255H78L79 257L78 256L76 257ZM87 255H89V257L91 255L92 257L89 258ZM108 255H109V257H108ZM37 256H39V257H37ZM171 256H173V257H171ZM184 256L185 257L187 256L186 257L187 259ZM196 256H199V257H196ZM203 256L205 257V259L208 262L204 259ZM27 257H30V258H27ZM73 257L76 259L75 262L73 261L74 263L71 262V260H73ZM85 257L88 260L85 261V259H86ZM217 257H219V258H217ZM16 258H18V259H16ZM67 258H68V263H67ZM120 258L121 259L123 258V259L121 260ZM170 258H172V259H170ZM12 259H13V261H12ZM23 259H24V261L25 260L26 261L24 262ZM180 259H182V261ZM210 259H212V260L210 261ZM215 259L216 260L218 259L219 261H221V263L219 261H215ZM7 260H8V262H7ZM62 260L64 263L62 262ZM176 260H177V262H176ZM192 261H194V262H192ZM214 261H215V263H214Z\"/></svg>",
	"mask_w": 264,
	"mask_h": 264
},
{
	"label": "bare ground",
	"instance_id": "obj_2",
	"mask_svg": "<svg viewBox=\"0 0 264 264\" xmlns=\"http://www.w3.org/2000/svg\"><path fill=\"white\" fill-rule=\"evenodd\" d=\"M3 1H6V0H0V3H2ZM43 1H44V0H43ZM46 1H47V0H46ZM50 1H51V0H50ZM65 1H66V0H65ZM221 1H222V0H221ZM221 1H220V0H180V2H181V3L184 5V7H186V8H187L189 5H190V6H193V7L195 8V6H197V5H199V4H201L202 6H207V7H209V6L211 5V2H214V3H216L217 5L220 6ZM51 2H52V1H51ZM22 3H23V2H22ZM26 4H28V3H26ZM2 5H4V4H2ZM9 6H10V5H9ZM22 6H23V5H22ZM24 6H25V5H24ZM15 7H16V6H15ZM19 7H20V6H19ZM198 7H199V6H198ZM7 8H8V7H7ZM20 8H21V7H20ZM50 8H51V7H50ZM17 9H18V8H17ZM21 9H22V8H21ZM28 9H29V8H28ZM42 9H43V8H42ZM0 10H1V9H0ZM12 10H13V8H12ZM22 10H23V9H22ZM24 10H26V8H25ZM24 10H23V11H24ZM7 11H8V10H7ZM10 11H11V10H10ZM18 11H19V9H18ZM28 11H29V10H28ZM40 11H41V13L43 12L42 10H40ZM11 12H12V11H11ZM24 12H25V11H24ZM26 12H27V11H26ZM38 12H39V11H38ZM12 13H13V12H12ZM12 13H10V14H12ZM39 13H40V12H39ZM41 13H40V15H41ZM46 13H47V12H46ZM15 14H16V13H15ZM15 14H12V15L14 16ZM18 14H19V13H18ZM20 15H22V13H21ZM29 15H30V14H29ZM43 15H44V14H43ZM46 15H47V14H46ZM0 16H1V15H0ZM25 16H26V15H25ZM25 16H24V17H25ZM30 16H31V15H30ZM110 16H115V17L119 18V19L124 23V25L128 28L129 31H131V32H135V33L137 32V29H138L137 27H138V25H139L140 23L144 22V21H146V22H154V23H156L157 25H159V26L161 27V28H160L161 30L159 31V34H160V32H161V34H162V32H163V34H164L165 37L168 36V33H170V31H172L173 33L176 32V28H175L171 23H169L168 21H166L165 19H163V18H161V17L155 16V15L153 14V12L151 13V12H149V11H141V19L138 20V21H135V20H133L132 17H130L128 14H126V13H124V12H118V11H114V10H107L106 8L99 9V11H98V18H99V20H102V19L108 18V17H110ZM8 17H9V16H8ZM20 17H22V16H20ZM4 18H5V16H4ZM13 18H14V17H13ZM13 18L11 17V20H12ZM22 18H23V17H22ZM22 18H21V19H22ZM34 18H36V16H35ZM37 18H38V17H37ZM41 18H42V17H41ZM48 18H49V17H48ZM15 19H16V18H15ZM18 19H20V18H18ZM27 19H28V18H27ZM43 19H44V17H43ZM9 20H10V19H9ZM9 20H8V21H9ZM31 20H32V19H31ZM34 20H35V19H34ZM40 20H42V19H40ZM45 20H46V19H45ZM99 20H97V21H99ZM12 21H14V20H12ZM16 21H17V20H16ZM29 21H30V19H29ZM32 21H33V20H32ZM1 22H2V21H1ZM3 22H4V21H3ZM36 22H37V21H36ZM48 22H49V21H48ZM50 22H51V21H50ZM11 23H12V22H11ZM37 23H38V22H37ZM45 23H46V22H45ZM16 24H17V23H16ZM26 24H27V23H26ZM34 24H35V23H34ZM43 24H44V23H43ZM47 24H48V23H47ZM10 25H11V24H10ZM19 25H20V24H19ZM49 25H51V24H49ZM52 25H53V24H52ZM6 26H8V25H6ZM13 26H15V25H13ZM20 26H21V28L23 27V25H20ZM29 26H30V24H29ZM42 26H43V25H42ZM42 26H41V28H42ZM53 26H54V25H53ZM0 27H1V25H0ZM10 27H11V26H10ZM39 27H40V26H39ZM43 27H44V26H43ZM4 28H5V26H4ZM4 28H3V29H4ZM13 28H14V27H13ZM21 28H20V29H21ZM41 28H40V29H41ZM215 28H216V27H215ZM218 28H219V31L222 32L221 35H220V34H219V35L223 38V40L221 41L223 44H224L225 42H227L228 44H231V45H234L235 43H239V44H240V43H242V39H243V38H246L244 35H240V33L237 32L236 29L234 30L232 27L224 26V27H222V28H221V27H218ZM1 29H2V28H1ZM1 29H0V30H1ZM10 29H11V28H9V31H10ZM14 29H15V28H14ZM32 29H33V26H32ZM35 29H36V28H35ZM21 30H22V29H21ZM24 30H25V29H24ZM48 30H50V29H48ZM59 30H60V29H59ZM204 30H206V31H213L212 28H210V29H206V28H205ZM214 30H215V29H214ZM1 31H2V30H1ZM13 31H14V30H13ZM16 31H17V28H16ZM18 31H20V30H18ZM31 31H33V30H31ZM37 31H38V29H37ZM40 31H41V30H40ZM50 31H51V30H50ZM174 31H175V32H174ZM22 32H24V31H22ZM27 32H28V31H27ZM45 32H46V31H45V29H44V33H45ZM48 32H49V31H48ZM14 33H16V32H14ZM19 33H20V32H19ZM28 33H29V32H28ZM39 33H41V32H39ZM44 33H43V34H44ZM51 33H52V32H51ZM211 33H212V32H211ZM211 33H210V34H211ZM25 34H26V32H25ZM32 34H33V33H32ZM32 34H31V35L29 34L31 40H29V38H28V40L26 39L25 41H22L21 38H20L21 42H20L19 44L17 43V44H18L17 46H14V47L16 48V49H15V52L13 53V57L15 58V61H14V66H12V67H13V68H14V67L16 68V73L14 72L13 75L15 74L14 76H17V74H18L17 79H16V78H14V79H16L17 81H19V83L22 82V84H21V83H20V84L18 83V84H19V85H18V88L21 90V92H23V93L21 94V95H22V98H24V97L26 96V97L28 98V100H29V99H30V97H29V96H30V93H31V91H32V89H33L32 87L35 86V87H37L36 89H38L39 93L41 92L40 95H41V97H42V99H43V101H42L40 104H43V105L47 104V105H49V107H50V106L53 107L52 105H55V104H56V103L54 104V101L58 100V101H61V102L63 103V100H66V99H67V96L70 97V95H69V93H68L69 91H68V88H67V87H65L64 85H56V84H55L56 81L54 82L55 75H53V74H54L55 70H59V71H61V64L59 65V63H57L56 60H55V58H54V57L60 55V54H58V53H59V51H58L59 49H58V47L54 46V44H53L54 42L52 43V41H51L49 38H45V37L43 38V36L41 37L42 34L40 35V37L35 36V35H32ZM46 34L50 35L49 33H46ZM54 34H55V31H54ZM161 34H160L159 37H164V36H162ZM175 34H176V33H175ZM6 35H7V34H6ZM0 36H1V35H0ZM10 36H11V34H9V37H10ZM16 36H17V35H16ZM22 36H23V34H22ZM22 36H21V37H22ZM25 36H27V35H25ZM54 36H55V35H54ZM63 36H64V35H63ZM47 37H48V36H47ZM213 37H214V36H213ZM16 38H18V37H16ZM23 38H24V37H23ZM61 38H62V35H61ZM168 38H169V37H168ZM5 39H6V38H5ZM5 39H4V40H5ZM8 39H9V38H8ZM166 39H167V38H166ZM1 40H2V39H1ZM11 40H13L12 37H11ZM18 40H19V39H18ZM227 40H228V41H227ZM2 41H3V40H2ZM13 41H15V40H13ZM28 41H29V42H28ZM203 41H205V42L208 43V44H213V43H214V41H212V40H207V39H205V40H203ZM6 42H7V41H6ZM6 42H5V43H6ZM11 42H12V41H11ZM244 43H245V42H244ZM12 44H13V42H12ZM12 44H11V45H12ZM14 44H15V43H14ZM7 45H8V44H7ZM55 45H56V44H55ZM3 46H5V44H3ZM243 46H244V45H242V47H243ZM1 47H2V46H1ZM5 47H6V46H5ZM5 47H3V48H5ZM8 47H9V45H8ZM11 48H12V47H11ZM12 49H14V48H12ZM73 49H75V48H73ZM5 50H6V49H5ZM8 50H10V49H8ZM2 51H3V50H2ZM5 52H7V50H6ZM12 52H13V51H12ZM74 52H75V51H74ZM223 52H224V51H223ZM9 53H10V52H9ZM67 53H68V52H67ZM2 54H3V53H2ZM5 54H6V53H5ZM76 54H77V53H76ZM76 54H75V55H76ZM79 55H80V54H79ZM5 56H6V55H5ZM120 56H121V55H120ZM2 57H4V56H2ZM75 57H76V56H75ZM81 57H82V56H81ZM116 57H117V56H116ZM126 57H127V56H126ZM10 58H11V57H10ZM76 58H77V57H76ZM82 58H83V57H82ZM108 58H109V57H108ZM110 58H111V57H110ZM130 58H131V57H130ZM77 59H78V58H77ZM84 59H85V58H84ZM103 59H105V58H103ZM115 59H116V58H115ZM117 59H119V56H118ZM125 59H126V58H125ZM255 59H256V57H255ZM11 60H13V59H11ZM80 60H81V59H80ZM80 60H79V61H80ZM126 60H127V59H126ZM126 60H125V61H126ZM128 60H129V59H128ZM128 60H127V62H128ZM134 60H135V59H134ZM134 60H133V61H134ZM136 60H137V59H136ZM5 61H7V60H5ZM74 61H75V60H74ZM79 61H77V62H79ZM81 61H82V60H81ZM84 61H85V60H84ZM123 61H124V60H123ZM1 62H2V61H1ZM7 62H9V61H7ZM91 62H92V61H91ZM97 62H98V60H97ZM129 62H130V60H129ZM129 62H128V63H129ZM2 63H3V62H2ZM11 63H12V61H11ZM79 63H80V62H79ZM79 63H78V64H79ZM82 63H83V62H82ZM99 63H100V61H99ZM102 63H103V61H102ZM102 63H100V64H102ZM119 63H120V61H119ZM128 63H127V64H128ZM142 63H143V62H142ZM87 64H88V63H87ZM100 64H99V65H100ZM131 64H132V63H131ZM131 64H130V65H131ZM136 64H137V62H136ZM2 65H3V64H2ZM8 65H9V63H8ZM70 65H71V64H70ZM102 65H103V64H102ZM102 65H101V66H102ZM120 65H121V63H120ZM130 65H128V66H130ZM134 65H135V62H134ZM144 65H145V64H144ZM146 65H147V64H146ZM146 65H145V66H146ZM3 66H4V65H3ZM6 66H7V65H6ZM77 66H78V65H77ZM91 66H92V69H93V68H94V67H93V62H92V65H91ZM91 66H88V67L91 68ZM137 66H138V64L136 65V67H137ZM9 67H11V65H10ZM118 67H119V66H118ZM133 67H134V66H133ZM136 67H135V68H136ZM140 67H142V65H141ZM258 67H259V66H258ZM263 67H264V66H263ZM263 67H262V68H263ZM3 68H4V67H3ZM3 68H2V69H3ZM63 68H64V67H63ZM100 68H101V67H100ZM104 68H105V67H104ZM125 68H126V67H125ZM135 68H134V69H135ZM142 68H143V67H142ZM260 68H261V67H260ZM2 69H0V71H1ZM4 69H5V68H4ZM7 69H8V67H7ZM87 69H88V68H87ZM95 69H97V68H95ZM98 69H99V67H98ZM101 69H102V68H101ZM130 69H131V67H130ZM138 69H139V68H138ZM5 70H6V69H5ZM121 70H122V69H121ZM121 70H120V71H121ZM263 70H264V69H263ZM11 71H12V70H11ZM22 71H23V72L26 71V72L22 73ZM66 71L68 72V70H66ZM82 71H84V70L82 69ZM88 71H89V70H88ZM93 71H94V69H93ZM95 71H97V70H95ZM95 71H94V72H95ZM99 71H100V70H99ZM99 71H98V72H99ZM133 71H135V70H131V72H133ZM136 71H139V70H136ZM2 72H3V71H2ZM6 72H7V71H6ZM79 72H80V71H79ZM98 72H97V73H98ZM125 72H126V71H125ZM128 72H129V71H128ZM262 72H264V71H262ZM3 73H4V72H3ZM9 73H10V72H9ZM92 73H93V72H92ZM95 73H96V72H95ZM99 73L102 74V71H100ZM122 73H123V72H122ZM135 73H136V72H135ZM248 73H249V72H248ZM0 74H1V73H0ZM6 74H7V73H6ZM76 74H77V73H76ZM101 74H99V76H100ZM129 74H130V73H129ZM1 75H2V74H1ZM34 75L38 76V77H37V81L32 80L31 77L34 76ZM73 75H75V74H73ZM79 75H81V74L79 73ZM95 75H96V74H95ZM116 75H118V74H116ZM121 75H122V74H121ZM2 76H3V75H2ZM70 76H71V75H70ZM93 76H94V74H93ZM124 76H125V74H124ZM129 76H130V75H129ZM132 76H134V75L132 74ZM11 77H13V76L11 75ZM11 77H10V79L13 80V78H11ZM89 77H90V75H89ZM102 77H104V75H103ZM110 77H111V76H110ZM110 77H109V79H110V81H111V80H112V77H111V78H110ZM130 77H131V76H130ZM0 78H1V76H0ZM4 78H5V75H4ZM6 78H7V77H6ZM34 78H35V77H34ZM83 78H85V77H83ZM87 78H88V77H87ZM91 78H92V77H91ZM97 78H98V77H97ZM97 78H96V79H97ZM107 78H108V77L106 76V79H107ZM126 78H127V77H126ZM74 79H75V78H74ZM98 79H99L98 81H100V78H98ZM102 79H103V78H102ZM134 79H135V78H134ZM69 80H70V79H69ZM75 80H76V79H75ZM90 80H91V79H90ZM121 80H122V79H121ZM125 80H126V79H125ZM141 80H142V82H143V78H142ZM141 80H140V81H141ZM154 80H155V79H154ZM14 81H15V80H14ZM26 81H27V84L25 83ZM96 81H97V80H96ZM126 81H127V80H126ZM126 81H125V82H126ZM136 81H137V80H136ZM156 81H157V80H156ZM1 82H2V81H1ZM6 82H7V81H6ZM6 82H5V83H6ZM9 82H11V80H10ZM43 82H44V83H43ZM76 82H77V81H76ZM102 82H103V81H102ZM107 82L110 83L109 80H107ZM113 82H114V80H113ZM134 82H135V81H134ZM138 82H139V79H138ZM5 83H3V84H5ZM11 83H12V82H11ZM23 83H25L26 85H24ZM57 83H58V82H57ZM71 83H72V82H71ZM123 83H124V82H123ZM132 83H133V82H132ZM136 83H137V82H136ZM136 83H135V87H136ZM159 83H160V82H159ZM1 84H2V83H1ZM8 84H10V83H8ZM14 84L16 85V83H14ZM28 84H29V86H28ZM72 84H74V83H72ZM89 84H90V83H89ZM111 84H112V81H111ZM133 84H134V83H133ZM154 84H155V81H154ZM161 84H162V83H161ZM161 84H160V85H161ZM192 84H193V83H192ZM11 85L13 86V84H11ZM11 85H10V88H11ZM98 85H99V84H98ZM108 85H110V84H108ZM126 85H128V84H126ZM144 85H145V84H144ZM151 85H152V83H151ZM30 86H31V87H30ZM89 86H90V85H89ZM137 86H138V84H137ZM152 86H153V85H152ZM186 86H188V85H186ZM189 86H191V85H189ZM13 87L15 88V86H13ZM16 87H17V86H16ZM119 87H120V84H119ZM121 87H122V85H121ZM126 87H127V86H126ZM138 87H139V86H138ZM154 87H155V86H154ZM157 87H158V86H157ZM192 87H193V86H192ZM195 87H196V86H195ZM5 88H6V87H5ZM86 88H87V87H86ZM97 88H98V87H97ZM117 88H118V87H117ZM128 88H129V87H128ZM136 88H137V87H136ZM140 88H142V87H140ZM174 88H175V87H174ZM190 88H191V87H190ZM190 88H189V89H190ZM197 88H198V87H197ZM15 89H16V88H15ZM19 89H18V90H19ZM34 89H35V88H34ZM76 89H77V88H76ZM83 89H84V88H82L81 90L83 91ZM114 89H115V88H114ZM170 89H171V88H170ZM193 89H194V88H193ZM11 90H13V89H11ZM85 90H86V89H84V91H85ZM123 90H124V89H123ZM123 90H121V91H123ZM135 90H136V89H135ZM135 90H133V91H135ZM182 90H183V88L181 89V91H182ZM184 90H185V89H184ZM7 91H8V90H7ZM15 91H16V90H15ZM73 91H74V90H73ZM119 91H120V90H119ZM129 91H130V89H129ZM153 91H156V90L153 89ZM179 91H180V90H179ZM188 91H189V90H188ZM198 91H199V89H198ZM200 91H201V90H200ZM252 91H253V90H252ZM1 92H2V91H1ZM4 92H5V90L3 91V93H4ZM13 92H14V91H12L11 93H13ZM18 92H19V91H18ZM70 92H71V91H70ZM75 92H76V91H75ZM77 92L79 93V90H78ZM80 92H81V91H80ZM90 92H91V91H90ZM113 92L116 93L115 91H113ZM125 92H126V90H125ZM136 92H137V91H136ZM138 92H140V90H139ZM147 92H148V90H147ZM177 92H178V91H177ZM183 92H184V91H183ZM183 92H182V93H183ZM256 92H257V91H256ZM258 92H259V91H258ZM3 93H2V94H3ZM7 93H8V92H7ZM15 93H16V92H15ZM55 93H57L58 96L55 95ZM84 93H85V92H84ZM91 93H92V92H91ZM91 93H90V94H91ZM114 93H112V95H113ZM127 93H129V92H127ZM127 93H126V94H127ZM155 93H156V92H155ZM157 93H158V92H157ZM157 93H156V94H157ZM180 93H181V92H180ZM188 93H189V92H187V94H188ZM18 94H20V93H18ZM24 94H25V96H24ZM76 94H77V93H76ZM87 94H88V93H87ZM99 94H101V93H99ZM119 94H120V93H119ZM123 94H124V93H123ZM156 94H155V95H156ZM178 94H179V93H178ZM202 94H203V93H202ZM71 95H72V94H71ZM85 95H86V94H85ZM127 95H128V94H127ZM127 95H126V96H127ZM144 95H145V94H144ZM157 95H158V94H157ZM157 95H156V96H157ZM171 95H172V94H171ZM173 95H174V94H173ZM182 95H183V94H182ZM222 95H224V93H222ZM227 95H228V94H227ZM258 95L260 96V94H258ZM8 96H10L9 93H8ZM8 96H7V97H8ZM90 96H91V95H90ZM120 96H121V94H120ZM124 96H125V94H124ZM147 96L149 97V95H147ZM202 96H203V95H202ZM205 96H207V95H205ZM261 96H262V98H263V95H261ZM2 97H3V96H2ZM104 97H105V96H104ZM140 97H141V96H140ZM158 97H159V96H158ZM174 97H175V96H173V98H174ZM177 97H179V95H178ZM188 97H189V96H188ZM192 97L194 98V96H192ZM212 97H213V96H212ZM214 97H216V96H214ZM219 97H220V96H219ZM224 97L226 98V96H224ZM18 98H19L18 96H17V98L15 97V99H18ZM27 98H26V99H27ZM87 98H88V97H87ZM93 98H94V97H93ZM111 98H112V97H111ZM190 98H191V97H189V99H190ZM193 98H192V99H193ZM199 98H200V97H199ZM203 98H205V97H203ZM7 99H8V98H7ZM10 99H12V98H9V100H10ZM94 99H95V98H94ZM141 99H142V97H141ZM185 99H186V93H185ZM205 99H207V98H205ZM209 99H210V98H209ZM222 99H223V98H222ZM18 100H19V99H18ZM18 100H17V101L14 100V101L18 102ZM72 100H73V99H72ZM83 100H84V99H83ZM95 100H96V99H95ZM119 100H120V99H119ZM123 100H124V98H123ZM125 100L127 101V100H129V99H125ZM136 100H137V99H136ZM194 100H195V99H194ZM197 100H198V99H197ZM201 100H202V98L200 99V102H201ZM220 100H221V97H220ZM223 100H224V99H223ZM6 101H7V100H6ZM14 101H13V103H14ZM120 101H121V100H120ZM126 101H124V102H126ZM137 101H138V100H137ZM190 101H192V100H190ZM210 101H211V100H210ZM225 101H226V100H225ZM7 102H9V101H7ZM10 102H12V100H10ZM20 102L23 103L24 101L21 100ZM36 102H37V104H38V101H36ZM64 102H65V101H64ZM86 102H87V101H86ZM88 102H89V100H88ZM184 102H185V101H184ZM13 103H11V105H12ZM70 103H71V102H69V104H70ZM72 103H73V102H72ZM83 103H84V102H83ZM92 103H93V102H92ZM122 103H123V102H122ZM122 103H121V106L123 105ZM204 103H205V102H204ZM207 103H208V102H207ZM209 103H210V102H209ZM212 103H213V102H212ZM5 104H6V103H5ZM7 104H8V103H7ZM24 104H25V102H24ZM26 104H27V103H26ZM33 104H34V103H33ZM67 104H68V103H67ZM125 104H127V103H125ZM187 104H188V102H187ZM190 104H191V103H190ZM201 104H203V103L201 102ZM213 104H214V103H213ZM2 105H3V104H2ZM15 105H16V103H15ZM17 105H18V103H17ZM17 105H16V106H17ZM22 105H23V104H22ZM29 105L32 106V104H30V103H29ZM35 105H36V104H35ZM47 105H46V106H47ZM65 105H66V104H65ZM70 105H71V104H70ZM74 105H75V103H74ZM84 105H85L84 107H87V106H88V105H86V104H84ZM98 105H99V104H98ZM136 105H137V104H136ZM141 105H142V104H141ZM188 105H189V104H188ZM191 105H192V104H191ZM219 105H220V104H219ZM223 105H224V102H223L222 106H223ZM227 105H228V104H227ZM6 106H7V105H5L4 109L6 108ZM9 106H10V105H9ZM36 106H37V105H36ZM61 106H62V105H61ZM71 106H72V105H71ZM90 106L93 107V105H90ZM94 106H95V105H94ZM103 106H104V105H103ZM103 106H102V107H103ZM121 106H120V107H121ZM130 106H131V104H130ZM168 106H169V105H168ZM185 106H186V105H185ZM213 106H214V105H213ZM7 107H8V106H7ZM18 107H20V106H18ZM24 107H25V106H24ZM26 107H27V106H26ZM28 107H29V106H28ZM32 107H33V106H32ZM37 107H38V106H37ZM39 107H40V105H39ZM56 107H57V106H56ZM68 107H69V106L65 107V108L62 109V110L65 111L66 108H68ZM78 107H79V106H78ZM88 107H89V106H88ZM96 107H97V106H96ZM123 107H124V106H123ZM125 107L128 108L129 105H127V106H125ZM169 107H170V106H169ZM228 107H229V106H228ZM10 108H11V106H10ZM15 108H16V107H15ZM22 108H23V107H22ZM34 108H35L34 110H36V107H35V106H34ZM44 108H45V107H44ZM46 108H47V107H46ZM46 108H45V109H46ZM61 108H62V107H61ZM93 108H94V107H93ZM131 108H134V106L132 105ZM131 108H130V109H131ZM204 108H205V107H204ZM212 108H213V107H212ZM212 108L210 107V110H211ZM229 108H230V107H229ZM231 108H232V107H231ZM231 108H230V109H231ZM256 108H257V107H256ZM20 109H21V108H20ZM25 109H27V108H25ZM49 109H50V108H49ZM51 109H52V108H51ZM51 109H50V110H51ZM55 109L57 110V108H54V107H53V110H55ZM69 109H71V107H70ZM82 109H83V107H82ZM86 109H87V108H86ZM86 109H85V111H86ZM99 109H100V107H99ZM102 109H103V108H102ZM102 109H100V110H102ZM122 109L125 110L124 108H122ZM134 109H135V108H134ZM182 109H183V108H182ZM182 109H181V110H182ZM225 109H226V108H225ZM235 109H236V108H235ZM12 110H14V107H13ZM23 110H24V108L22 109V111H23ZM38 110H40V109H38ZM53 110H52V111H53ZM89 110H90V109H89ZM89 110H88V111H89ZM92 110H94V109H91V111H92ZM95 110H97V109H95ZM123 110H122V112H124ZM181 110H180V111H181ZM188 110H189V109H188ZM215 110H216V109H215ZM222 110H223V109H222ZM226 110H227V109H226ZM226 110H225V111H226ZM4 111H5V110H4ZM22 111H21V112H22ZM29 111H30V109H29ZM41 111H43V110H40V112H41ZM85 111H84V112H85ZM91 111H90L89 114H92ZM103 111H104V110H103ZM126 111H127V110H126ZM128 111H129V110H128ZM198 111H200V110H198ZM217 111H218V108H217ZM217 111H216V112H217ZM235 111H237V110H235ZM257 111H258V110H257ZM259 111H260V110H259ZM14 112H16V111L14 110ZM21 112H19V113L21 114ZM66 112H67V111H65V114H66ZM86 112H87V111H86ZM93 112H94V111H93ZM97 112H98V110H97ZM130 112H132V110H131ZM195 112H196V111H195ZM201 112H202V111H200L199 113H201ZM209 112H210V111H209ZM221 112H222V111H221ZM221 112H218V113H221ZM226 112H227V111H226ZM58 113H59V112H58ZM99 113H100V112H99ZM99 113H98V115H99ZM103 113H106V112L104 111ZM191 113H192V112H191ZM199 113H198V114H199ZM214 113H215V112H214ZM218 113H217V114H218ZM224 113H225V112H224ZM227 113H228V112H227ZM233 113H234V112H233ZM233 113H232V114H233ZM255 113H256V112H255ZM17 114H18V113H17ZM29 114H31V113H29ZM36 114H37V112H36ZM73 114H75V113H73ZM76 114H77V113H76ZM95 114H96V113H95ZM107 114H108V113H107ZM123 114H124V113H123ZM128 114H129V113H128ZM130 114H131V113H130ZM130 114H129V115H130ZM202 114H203V115H206L205 117L207 118V114H206V113H203V112H202ZM202 114H201V116H202ZM257 114H258V115H259V114L261 115L260 112L257 113ZM3 115H5V114L3 113ZM26 115H27V114H26ZM32 115H33V114H32ZM59 115H60V114H59ZM92 115H94V114H92ZM98 115H97V116H98ZM100 115H101V114H100ZM102 115H103V114H102ZM110 115H111V114H110ZM110 115H109V116H110ZM193 115H194V114L192 113V116H191V117H193ZM212 115H213V112H212ZM214 115H215V114H214ZM228 115H229V114H228ZM238 115H239V113H238ZM0 116H1V115H0ZM5 116H6V115H5ZM5 116H4V117H5ZM18 116H20V115L18 114ZM22 116H23V115H22ZM28 116H29V115H28ZM28 116H26V117H28ZM66 116H67V114H66ZM66 116H65V117H66ZM76 116H77V115H76ZM86 116H88V114H87ZM107 116H108V115L105 116V114H104V117H105V118H106ZM133 116H134V115H133ZM137 116H139V115H137ZM240 116H241V115H240ZM247 116H248V115H247ZM261 116H262V115H261ZM4 117H3V118H4ZM16 117H17V116H16ZM24 117H25V116H24ZM24 117H23V119H24ZM36 117H37V116H36ZM57 117H58V116H57ZM57 117H56V118H57ZM61 117H62V116H61ZM88 117H89V116H88ZM100 117H101V116H100ZM100 117H99V118H100ZM111 117H112V116H111ZM116 117H117V116H116ZM122 117H123V116H122ZM122 117H121V118H122ZM129 117H130V116H129ZM129 117H128V118H129ZM189 117H190V116H189ZM189 117H188V119H191V118H189ZM202 117H203V116H202ZM213 117H214V116H213ZM233 117H234V116H233ZM241 117H242V116H241ZM243 117H244V116H243ZM3 118H2V119H3ZM6 118H7V116H6ZM39 118H41V117H39ZM39 118H38V120H39ZM66 118L68 119L69 117H66ZM73 118H74V116L72 117V120H74ZM89 118L92 120L91 117H89ZM89 118H88V119H89ZM95 118H97V117L95 116ZM95 118H94V119H95ZM107 118H108V117H107ZM114 118H115V117H114ZM125 118H126V117H125ZM137 118H138V117H137ZM139 118H140V117H139ZM209 118L211 119L210 116H209ZM214 118H215V117H214ZM219 118H220V117H219ZM249 118H250V117H249ZM254 118H255V117H254ZM18 119H19V118H18ZM20 119H21V118H20ZM57 119H58V118H57ZM57 119H56V120H57ZM63 119H64V118H63ZM63 119L61 118V120H63ZM101 119H102V117H101ZM101 119H99V120L101 121ZM117 119H118V118H117ZM117 119H116V120H117ZM144 119H145V118H144ZM144 119H142V121H143ZM76 120H78V118H77ZM104 120L107 121V119H103L102 121H104ZM112 120H113V118H112ZM112 120L110 119V121L113 123ZM127 120H128V119H127ZM155 120H156V119H155ZM157 120H158V119H157ZM197 120H198V119H197ZM205 120H206V119H205ZM207 120H208V119H207ZM16 121H17V119H16ZM48 121H49V120H48ZM52 121H54V120H52ZM58 121L60 122V119H59ZM64 121H65V120H64ZM64 121H63V123H64ZM68 121H69V120H68ZM70 121H71V119H70ZM97 121H98V120H97ZM97 121H96V123H97ZM100 121H98V122H100ZM110 121H109V124L111 123ZM123 121H124V120H123ZM190 121H191V120H190ZM190 121H189V122H190ZM199 121H200V120H199ZM209 121H210V120H209ZM209 121H208V122H209ZM249 121H250V120H249ZM6 122H7V121H6ZM6 122H5V123H6ZM14 122H15V121H14ZM35 122H36V121H35ZM35 122H34V123H35ZM37 122H39V121H37ZM65 122H67V121H65ZM74 122H75V121H73V123H74ZM125 122H126V120H125ZM125 122H123V124H125ZM128 122H129V121H128ZM191 122H192V121H191ZM262 122H263V121H261V123H262ZM8 123H9V122H8ZM25 123H27V122H25ZM39 123H41V122H39ZM42 123H43V122H42ZM61 123H62V122L57 123V124L59 125V124H61ZM94 123H95V122H94ZM103 123H104V122H103ZM103 123H102V124H103ZM105 123H106V122H105ZM117 123H118V122H117ZM121 123H122V122H120V124H121ZM130 123H131V122H130ZM132 123H134V122H132ZM144 123H145V122H144ZM186 123H187V122H186ZM194 123H195V121H194ZM209 123H210V122H209ZM224 123H225V122H224ZM245 123H246V122H245ZM255 123H256V122H255ZM2 124H3V123H2ZM47 124H48V122H47ZM47 124H44V125H42V124L40 125V124H39V125H38V127L36 128L35 131H37V132L40 133V134H38L39 136H40V135L43 136L42 133H47V132L49 131V130H48V129H49L48 126H49L50 122H49L48 125H47ZM55 124H56V122H55ZM57 124H56V127H57ZM64 124H65V123H64ZM74 124H75V123H74ZM88 124H89V123H88ZM97 124H98V123H97ZM100 124H101V122H100ZM113 124H114V123H113ZM126 124H127V122H126ZM126 124H125V125H126ZM128 124H129V123H128ZM137 124H138V123H137ZM146 124L148 125V123H146ZM149 124H150V123H149ZM184 124H185V122H184ZM184 124H183V125H184ZM189 124H190V123H189ZM200 124H201V123H200ZM215 124H216V123H215ZM248 124H250V122H249ZM26 125H27V124H26ZM68 125H69V124H68ZM76 125H77V123H76ZM79 125H80V124H79ZM81 125H87V124H81ZM89 125H90V124H89ZM110 125H111V124H110ZM114 125H115V124H114ZM114 125H112V126H114ZM202 125H203V124H202ZM205 125H206V124H205ZM207 125H208V124H207ZM210 125H211V124H210ZM210 125H209V127H210ZM220 125H221V124H220ZM250 125H251V124H250ZM253 125H254V124H253ZM253 125H252V126H253ZM263 125H264V124H263ZM4 126H5V125H4ZM4 126H3V128H2V127H1V128L4 129ZM31 126H33V125H31ZM63 126H64V125H63ZM63 126L61 125V127H63ZM72 126H74V125H71V127H72ZM91 126H93V123H92ZM91 126H90V127H91ZM122 126H123V125H122ZM122 126H121V127H122ZM130 126H131V124H130ZM132 126H133V125H132ZM132 126H131V129H133ZM137 126H138V125H137ZM149 126H150V125H149ZM168 126H169V124H168ZM185 126H186V125H185ZM197 126H198V125H197ZM240 126H242V125H240ZM240 126H239V127H240ZM259 126H261V124H260ZM11 127H12V126H11ZM17 127H18V126H17ZM28 127H29V125H28ZM58 127H59V126H58ZM61 127H60V128H61ZM76 127H78V126H76ZM85 127H86V126H85ZM90 127H89V129H88V132H89V131L92 132V130H90V129H91ZM96 127H97V126H96ZM99 127H100V126H99ZM107 127H108V126H107ZM110 127H111V126H110ZM124 127H127V126H124ZM191 127H192V126H191ZM198 127H200V126H198ZM255 127H257V126H255ZM261 127H262V126H261ZM6 128H7V127H6ZM29 128H30V127H29ZM32 128H34V127H32ZM54 128H55V127H54ZM60 128H59V129H60ZM66 128L69 129L68 126H67ZM73 128H75V127H73ZM73 128H72V129H73ZM78 128H79V127H78ZM82 128H83V126H82ZM119 128H120V127H119ZM144 128H145V127H144ZM144 128H143V129H144ZM146 128H147V127H146ZM157 128H158V127H157ZM163 128H164V127H163ZM165 128H166V127H165ZM187 128L190 129V127H188V126H187ZM194 128H195V127H194ZM194 128H193V129H194ZM236 128H237V127H236ZM240 128H241V127H240ZM245 128L247 129V127H245ZM2 129H1V130H2ZM9 129H10V128H9ZM25 129H26L25 133H26V132L28 133V129H27V128H25ZM68 129H67V131H68ZM75 129H76V128H75ZM83 129H84V128H83ZM92 129H93V128H92ZM113 129H114V130H113L112 133H114V131H115L116 128L113 127ZM117 129H118V128H117ZM128 129H129V128H128ZM136 129H138V128H136ZM152 129H153V128H152ZM159 129H160V128H159ZM199 129H200V128H199ZM232 129H233V128H232ZM22 130H23V129H22ZM50 130H51V129H50ZM63 130H64V129H63ZM86 130H87V128H86ZM100 130H101V129H100ZM110 130H111V129H110ZM123 130H124V128H123ZM160 130H161V129H160ZM182 130H183V129H182ZM186 130H187V129H186ZM201 130H202V129H201ZM205 130H206V129H205ZM210 130L212 131L211 127H210ZM235 130H236V129H235ZM253 130H254V129H253ZM14 131H15V130H14ZM17 131H19V127H18V130H17ZM29 131H32V130H29ZM33 131H34V130H33ZM35 131H34V132H35ZM67 131H66V133L69 132V131H68V132H67ZM71 131H72V130H71ZM78 131L80 132V129L77 130V132H78ZM82 131H84V130H82ZM95 131H97V129L94 130V133H95ZM101 131H102V130H101ZM126 131H127V130H126ZM129 131H130V130H129ZM148 131H150V130H146V133H147V134H148ZM152 131H153V130H152ZM154 131H155L154 134H156V132H157L156 129H154ZM165 131H166V130H165ZM188 131H189V130H188ZM191 131H192V130H191ZM214 131H215V130H214ZM225 131H226V130H225ZM258 131H259V130H258ZM260 131H261V130H260ZM1 132H2V131H1ZM34 132H33V133H34ZM37 132H36V134H37ZM59 132L63 133L61 130H60ZM74 132H76V131L74 130ZM104 132H105V131H104ZM104 132H103V133H104ZM127 132H128V131H127ZM131 132L133 133V131H130L129 134H131ZM136 132H137V130H136ZM143 132H144V131H143ZM150 132H151V131H150ZM178 132H179V131H178ZM204 132H205V131H204ZM232 132H233V131H232ZM235 132H236V131H235ZM248 132H249V131H248ZM250 132L253 134L252 131H250ZM254 132H255V131H254ZM57 133H58V132H57ZM80 133H81V132H80ZM84 133H85V132H84ZM97 133H98V132H97ZM108 133H109V132H108ZM116 133H117V132H116ZM119 133H121L120 130H119ZM152 133H153V132H152ZM167 133H168V132H167ZM174 133H177V132H174ZM198 133H199V132H198ZM209 133H210V132H209ZM209 133H208V134H209ZM230 133H231V132H230ZM2 134H3V133H2ZM2 134H1V135H2ZM6 134H7V132H6ZM6 134H5V136H6ZM17 134H18V133H17ZM19 134H21V133H19ZM51 134H52V133H51ZM58 134H59V133H58ZM73 134H74V133H73ZM75 134H76V133H75ZM77 134H78V133H77ZM77 134H76V136H77ZM85 134H89V133L86 132ZM92 134H93V133H92ZM123 134H124V133H123ZM129 134H128V137H129ZM164 134H165V133H164ZM181 134H182V133H181ZM183 134H184V133H183ZM188 134H189L190 137H191V134H193V132H192V133H191V132H190V133L188 132ZM202 134H203V133H202ZM212 134H213V132H212ZM238 134H239V130L237 131V134H236V135H238ZM246 134H249V133L246 132ZM258 134H259V133H258ZM21 135H22V134H21ZM29 135L31 136V134H29ZM46 135H48V134H46ZM46 135H45V136H46ZM56 135H57V134H56ZM56 135H55V136H56ZM64 135H65V134H64ZM104 135H105V134H104ZM126 135H127V134H126ZM133 135H134V134H133ZM135 135H136V133H135ZM157 135H158V133H157ZM160 135H162V134H160ZM160 135H159V136H160ZM176 135H177V134H176ZM179 135H180V133H179ZM179 135H178V136H179ZM189 135H187V136H189ZM199 135L201 136V134H199ZM199 135H196V137L199 136ZM234 135H235V134H234ZM239 135H241V134H239ZM243 135H244V134H243ZM243 135H241V137H242ZM13 136H14V135H13ZM19 136H20V135H19ZM30 136H29V137H30ZM32 136H33V135H32ZM32 136H31V137H32ZM36 136H37V135H36ZM39 136H38V137H39ZM53 136H54V135H53ZM57 136H58V135H57ZM59 136H61V135L59 134ZM74 136H75V135H74ZM76 136H75V137H76ZM106 136H107V135H106ZM136 136H137V135H136ZM141 136H142V135H141ZM163 136H164V135H163ZM167 136H168V135H167ZM187 136H186V138H188ZM210 136H211V134H210ZM248 136H249V135H248ZM2 137H3V136H2ZM25 137H26V136H25ZM33 137H34V136H33ZM48 137H49V136H48ZM61 137H62V136H61ZM61 137H60V138H61ZM81 137H84V136H81ZM87 137H88V135H86V138H87ZM125 137H126V136H125ZM142 137H143V136H142ZM142 137H140V138H142ZM174 137H175V136H174ZM193 137H194V135L192 136V138H193ZM231 137H232V136H231ZM239 137H240V136H239ZM239 137H238V138H239ZM245 137H246V136H245ZM245 137H244V138H245ZM258 137H259V136H258ZM4 138H5V137H4ZM22 138H23V137L21 136V139H22ZM26 138H27V137H26ZM36 138H37V137H36ZM36 138L34 137V139H36ZM88 138H89V137H88ZM88 138H87V139H88ZM91 138H92V137H90V139H91ZM94 138H95V137H94ZM104 138H105V137H104ZM106 138H107V137H106ZM132 138H134V137L132 136ZM135 138H136V137H135ZM137 138H139V136H138ZM144 138H145V137H144ZM166 138H168V137H166ZM260 138H262V137H260ZM31 139H32V138H31ZM34 139H32V140H34ZM42 139H43V138H42ZM61 139H62V138H61ZM70 139H71V138H70ZM75 139H76V138H75ZM84 139H85V138H84ZM124 139H125V138H124ZM155 139H156V138H155ZM162 139L164 140V138H162ZM162 139H160V140L162 141ZM182 139L185 140V137L182 138ZM198 139H199V138H198ZM198 139H197V141H198ZM208 139H209V138H206V142H207ZM233 139H234V137H233ZM233 139H230V140H233ZM240 139H242V138H240ZM251 139H253V138H251ZM10 140H11V138H10ZM23 140H24V139H23ZM37 140H39V139H37ZM37 140H36V142H37ZM46 140H47V139H46ZM64 140H65V139H64ZM88 140H89V139H88ZM91 140H92V139H91ZM91 140H90V143H91ZM94 140H95V139H94ZM125 140H126V139H125ZM131 140H132V139H131ZM131 140H128L129 142H128L127 140H126V141H127L128 143H130ZM134 140H136L138 143H139V142H142V141H140V139H139V141H138V139H133V141H134ZM141 140H142V139H141ZM175 140H176V139H175ZM184 140L181 141V142H184ZM186 140H187V139H186ZM242 140L244 141L245 139H242ZM246 140H248V139H246ZM246 140H245V142H247ZM4 141H5V140H4ZM40 141H41V140H40ZM40 141H39L38 143H40ZM74 141H75V140H74ZM77 141H78V140H77ZM86 141H87V140H86ZM86 141H85V142H86ZM104 141H105V140H104ZM107 141H108V139H107ZM166 141H167V140H166ZM201 141H203V140H201ZM201 141H200V142H201ZM239 141H240V140H239ZM251 141H252V140H251ZM1 142H2V141H1ZM24 142H25V140H24ZM31 142H32V141H31ZM31 142H30V143H31ZM33 142H34V141H33ZM41 142H42V141H41ZM54 142H55V141H54ZM66 142H67V141H66ZM83 142H84V141H82V143H83ZM93 142H94V141H93ZM95 142H96V141H95ZM108 142H109V141H108ZM137 142H136V143H137ZM143 142H144V141H143ZM157 142H160V141L158 140ZM163 142H164V141H163ZM172 142H173V141H172ZM175 142H176V141H175ZM185 142H186V141H185ZM195 142H196V141H195ZM8 143H9V142H8ZM10 143H12V142H10ZM10 143H9V145H10ZM13 143H14V141H13ZM21 143H22V142H21ZM26 143H27V142H26ZM78 143H79V141H78ZM88 143H89V142H88ZM88 143H87V144H88ZM96 143H98V142H96ZM121 143H123V142H121ZM131 143H132V141H131ZM131 143L128 144V145H130V146H129L130 149H131ZM133 143H134V142H133ZM136 143H135V144H136ZM169 143H170V142H169ZM188 143H190V142H188ZM197 143H199V142H197ZM197 143H196V144H197ZM201 143H202V142H201ZM201 143H200V144H201ZM231 143H232V142H231ZM242 143H243V142H242ZM242 143H241V145H240V144H239V145L242 146ZM248 143H249V142H248ZM93 144H94V143H93ZM104 144H105V143H104ZM161 144H162V143H161ZM183 144H185V143H183ZM183 144H182V146H183ZM192 144H193V143H192ZM206 144H207V143H206ZM206 144H205V145H206ZM244 144H245V143H244ZM244 144H243V145H244ZM246 144H247V143H246ZM253 144H254V143H253ZM11 145H12V144H11ZM16 145H17V144H16ZM34 145H35V143H34ZM39 145H40V144H39ZM39 145H38V146H39ZM46 145H47V144H46ZM51 145H52V144H51ZM61 145H62V144H61ZM64 145H65V144H64ZM96 145H97V144H96ZM102 145H103V144H102ZM123 145H124V144H123ZM125 145H126V144H125ZM167 145H168V144H167ZM175 145H176V144H175ZM187 145H188V146H191L190 144H186V146H187ZM214 145H215V144H214ZM214 145H213V146H214ZM216 145H217V144H216ZM216 145H215V146H216ZM233 145H234V144H233ZM247 145H248V144H247ZM247 145H246V146H247ZM255 145H256V144H255ZM38 146H37V147H38ZM40 146H41V145H40ZM43 146H44V145H42V147H43ZM104 146H105V145H104ZM137 146H138V145H137ZM137 146H136V147H137ZM164 146H165V145H164ZM168 146H170L169 148H172V147H171V146H172L171 144L168 145ZM184 146H185V145H184ZM188 146H187V147H188ZM194 146H195V145H193V148H194ZM213 146H212V147H213ZM224 146H225V145H224ZM229 146H230V143H229ZM258 146H259V145H258ZM258 146H257V147H258ZM12 147H13V146H12ZM27 147H28V146H27ZM35 147H36V146H35ZM44 147H45V149H46V146H44ZM44 147H43V149H44ZM52 147H53V145H52ZM65 147H66V146H65ZM100 147H101V144H100ZM116 147H117V146H116ZM152 147H153V145H152ZM155 147H156V146H155ZM158 147H159V144H158ZM173 147H174V146H173ZM202 147H203V146H202ZM202 147H201V148H202ZM244 147H245V146H244ZM244 147H243V149H244ZM247 147H248V146H247ZM250 147H251V146H250ZM262 147H263V146H262ZM5 148H6V147H5ZM19 148H20V147H19ZM28 148H29V147H28ZM33 148H34V147H33ZM54 148H55V147H54ZM62 148H64V147H62ZM70 148H71V147H70ZM73 148H74V146H73ZM73 148H72V149H73ZM126 148H127V145H126ZM134 148H135V147H134ZM161 148H162V147H161ZM166 148H167V147H166ZM181 148H182V147H181ZM204 148H207V147L205 146ZM215 148H216V147H215ZM218 148H219V147H218ZM225 148H226V147H225ZM235 148H236V147H235ZM235 148H234V149H235ZM245 148H246V147H245ZM259 148H260V147H259ZM11 149H13V148H11ZM38 149H39V148H38ZM38 149H36V150H38ZM64 149H65V148H64ZM66 149H67V148H66ZM87 149H88V148H87ZM87 149H86V147L84 148V150H87ZM89 149H90V146H89ZM104 149H105V148H104ZM130 149H129V151H130ZM151 149H152V148H151ZM158 149H159V148H158ZM172 149H173V148H172ZM182 149H183V148H182ZM184 149H186V148H184ZM188 149H190V147H189ZM191 149H192V148H191ZM196 149H198V148H196ZM196 149H195V150H196ZM226 149H228V147H227ZM239 149H240V148H239ZM248 149H249V148H247L246 150H248ZM3 150H4V149H3ZM13 150L16 151V149H13ZM13 150H12V151H13ZM20 150H21V149H20ZM20 150H19V151H20ZM25 150H26V149H25ZM40 150H41V149H40ZM68 150H69V148H68ZM78 150H79V149H78ZM92 150H93V149H92ZM118 150H119V149H118ZM120 150H121V149H120ZM124 150H125V149H124ZM165 150H166V149H165ZM176 150H178V148H176ZM195 150H193V151H195ZM203 150H204V149H203ZM207 150H208V149H207ZM209 150H210V148H209ZM244 150H245V149H244ZM254 150H256V149H254ZM259 150H260V149H259ZM261 150H262V149H261ZM261 150H260V151H261ZM0 151H2V150H0ZM17 151H18V150H17ZM32 151H33V150H32ZM47 151H48V150H47ZM56 151H57V150H56ZM58 151H59V150H58ZM58 151H57V152H58ZM61 151H62V150H61ZM61 151H60V152H61ZM80 151H81V150H80ZM90 151H91V150H90ZM113 151H114V150H113ZM126 151H127V153H128V149H127ZM126 151H125V153H126ZM131 151H132V149H131ZM135 151H136V150H135ZM155 151H156V150H155ZM166 151H167V152H166ZM166 151H165L166 153H169L168 150H166ZM170 151H171V150H170ZM182 151L186 152L185 150H182ZM197 151H198V150H197ZM226 151H228V150H226ZM231 151H232V149H231ZM237 151H238V150H237ZM263 151H264V150H263ZM6 152H7V151H6ZM27 152H28V151H27ZM43 152H44V151H43ZM86 152H87V151H86ZM86 152H85V153H86ZM88 152H89V151H88ZM93 152H94V150H93ZM108 152H110V151H108ZM120 152H121V151H120ZM136 152H137V151H136ZM150 152H151V151H150ZM156 152H157V151H156ZM161 152H163V151H161ZM165 152H164V153H165ZM177 152H178V151H177ZM184 152H182V155H181V156H183V153H184ZM188 152H189V151L187 150V153H186L187 156H188ZM199 152H200V151H199ZM214 152H215V151H214ZM219 152H220V151H219ZM223 152H224V151H223ZM255 152H256V151H255ZM261 152H262V151H261ZM1 153H2V152H1ZM13 153H14V152H13ZM20 153H21V152H20ZM20 153H19V154H20ZM29 153H30V152H29ZM32 153H33V152H32ZM39 153H40V152H39ZM50 153H51V152H50ZM52 153H53V152H52ZM62 153H63V152H62ZM68 153H69V151H68ZM68 153H67V155H68ZM122 153H123V152H122ZM127 153H126V154H127ZM179 153H180V151H179ZM192 153H193V152H192ZM192 153H191V151H190L189 154H192ZM194 153H195V152H194ZM194 153H193L192 155L195 157V155H196L197 153H196L195 155H194ZM201 153H202V151H201ZM205 153H206V151H205ZM205 153L203 152V155H205ZM216 153L218 154V150H217ZM225 153H228V152H225ZM225 153H223V154H225ZM237 153H238V152H237ZM246 153H247V152H246ZM251 153H252V152H251ZM7 154H8V153H7ZM33 154H34V153H33ZM35 154H36V153H35ZM41 154H42V153H41ZM55 154H57V153H55ZM64 154H65V153H64ZM79 154H81V153H78V155H79ZM82 154H84V153H82ZM95 154H96V153H95ZM108 154H109V153H108ZM112 154H113V153H112ZM114 154H115V153H114ZM117 154H118V153H117ZM131 154H132V153H131ZM133 154H134V152H133ZM158 154H159V153H158ZM172 154H173V153H172ZM172 154H171V155H172ZM184 154H185V153H184ZM209 154H210V153H209ZM212 154H213V153H212ZM235 154H236V153H235ZM247 154H248V153H247ZM257 154H258V153H257ZM259 154H261V153H259ZM259 154H258V155H259ZM262 154H263V153H262ZM262 154L259 155V157H260V156H263ZM0 155H3V154H0ZM9 155H10V154H9ZM15 155H17V154H15ZM27 155H28V154H27ZM47 155H48V153H47ZM65 155H66V154H65ZM69 155H70V153H69ZM73 155H74V154H73ZM75 155H76V154H75ZM89 155H91V154H89ZM162 155H163V154H162ZM173 155H174V154H173ZM186 155H184L185 158H186ZM218 155H219V154H218ZM228 155H229V154H228ZM243 155H245V153H243ZM251 155H252V154H251ZM254 155H255V153H254ZM23 156H24V155H23ZM23 156H22V157H23ZM29 156H30V155H29ZM35 156H36V155H35ZM38 156H40V155H38ZM50 156H51V155H50ZM76 156H77V155H76ZM86 156H87V155H86ZM92 156H93V154H92ZM92 156H91V158H92ZM134 156H135V155H134ZM138 156H140V155H138ZM138 156H136V157H138ZM164 156H165V155H164ZM168 156H169V155H168ZM168 156H166V157L168 158ZM179 156H180V155H179ZM197 156L200 157L199 155H197ZM197 156H196V158H198ZM205 156H207V155H205ZM209 156H210V155H209ZM212 156H213V155H212ZM232 156H233V154H232ZM246 156H247V155H246ZM3 157H5V156H3ZM32 157H33V156H31V158H32ZM63 157H64V155H63ZM63 157H62V159H63ZM79 157H80V156H79ZM82 157H83V155H82ZM118 157H119V155H118ZM121 157H124V156L121 155ZM121 157H119V159H120ZM170 157H171V156H170ZM190 157H191V156H190ZM213 157H214V156H213ZM219 157H220V156H219ZM239 157H240V155H239ZM243 157H244V156H243ZM247 157H248V156H247ZM254 157H256V156H254ZM259 157H258V158H259ZM9 158H12V157H9ZM16 158H18V157H16ZM50 158H51V157H50ZM54 158H56V157H54ZM71 158H72V157H71ZM112 158H113V157H112ZM114 158H116V157H114ZM132 158H133V157H132ZM154 158H155V157H154ZM156 158H157V157H156ZM162 158H165V157L162 156ZM173 158H175V157H173ZM180 158H181V157H180ZM180 158H177V159H180ZM183 158H184V157H183ZM183 158H182L181 160H183ZM215 158H216V156H215ZM22 159H23V158H22ZM25 159H26V158H25ZM29 159H30V158H29ZM36 159H37V158H36ZM48 159H49V158H48ZM58 159H59V157H58ZM73 159H74V158H73ZM73 159H72V160H73ZM82 159L84 160V158H82ZM86 159H87V158H86ZM86 159H85V160H86ZM122 159H124V158H122ZM137 159H139V157H138ZM144 159H146V158H144ZM144 159H143V157H142V160H144ZM159 159H160V156H159ZM199 159H200V160H203L204 158H199ZM199 159H198V160H199ZM231 159H232V157H231ZM238 159H239V158H238ZM240 159H242V158H240ZM244 159H245V157H244ZM252 159H253V158H252ZM15 160H16V159H15ZM34 160H35V159H34ZM34 160H33V161H34ZM40 160H41V159H40ZM43 160H44V159H43ZM51 160H52V159H51ZM55 160H57V159H55ZM60 160H61V159H60ZM78 160H79V159H78ZM96 160H97V159H96ZM108 160H110V158H109ZM111 160H112V159H111ZM127 160H129V159H127ZM134 160H136V158H135ZM160 160H161V159H160ZM186 160H188V159H186ZM192 160L194 161V159H191L190 161L192 162ZM195 160H197V159H195ZM204 160H205V159H204ZM209 160H210V159H208L207 161H209ZM212 160H213V158H212ZM212 160H211V162H213ZM215 160H217V159H215ZM227 160H228V159H227ZM227 160H226V161H227ZM262 160H263V159H262ZM4 161H5V160H4ZM31 161H32V160H31ZM37 161H38V160H37ZM63 161H64V160H63ZM106 161H107V160H106ZM146 161H147V160H146ZM156 161H158V158L156 159ZM175 161H178V160H176V158H175ZM190 161H189V162H190ZM229 161H230V160H229ZM249 161H253V160L250 159ZM249 161H248V162H249ZM52 162H53V161H52ZM52 162H50V163H52ZM79 162H80V161H79ZM81 162H82V161H81ZM86 162H87V161H86ZM112 162H113V161H112ZM130 162H132V161H130ZM134 162H135V161H134ZM138 162H142V161H141V160H140V161L138 160ZM152 162H153V161H152ZM162 162H163V159H162ZM180 162H182V161H180ZM183 162H184V161H183ZM186 162H187V161H186ZM189 162H188V163H189ZM218 162H219V161H218ZM227 162H228V161H227ZM240 162L243 163L242 161H240ZM254 162H255V161H254ZM258 162H259V159H258ZM31 163H33V162H31ZM47 163H48V162H47ZM102 163H103V162H102ZM104 163H105V162H104ZM116 163H117V162H116ZM127 163H128V162H127ZM143 163H144V162H143ZM163 163H164V162H163ZM177 163H178V162H176V164H177ZM202 163H205V162L203 161ZM220 163H222V162L220 161ZM220 163H219V164H220ZM228 163H229V162H228ZM228 163H227V164H228ZM244 163H245V162H244ZM246 163H247V162H246ZM6 164H7V163H6ZM24 164H25V163H24ZM34 164H35V163H34ZM106 164H107V163H106ZM113 164H114V163H113ZM118 164H119V163H118ZM130 164H131V163H130ZM133 164H134V163H133ZM133 164H131V165H133ZM147 164H148V163H147ZM157 164H158V162H157ZM161 164H162V163H161ZM176 164H175V165H176ZM180 164H181V163H180ZM185 164H186V163H185ZM208 164H209V163H208ZM212 164H213V163H212ZM248 164H249V163H248ZM2 165H3V164H2ZM4 165H5V164H4ZM11 165H12V164H11ZM27 165H28V164H27ZM27 165H26V166H27ZM41 165H42V164H41ZM41 165H40V166H41ZM55 165H56V164H55ZM92 165H93V164H92ZM92 165H91V166H92ZM99 165H100V164H99ZM122 165H123V164H122ZM128 165H129V163H128ZM134 165H136V164H134ZM134 165L131 166V167H134ZM144 165H145V164H144ZM148 165H149V164H148ZM152 165H153V163H152ZM152 165H151V167H152ZM171 165H172V163H171ZM177 165H178V164H177ZM215 165H216V163H215ZM224 165H225V163H224ZM228 165H230V163H229ZM237 165H238V164H237ZM244 165H245V164H244ZM254 165H255V164H254ZM254 165H253V166H254ZM258 165H259V163H258ZM5 166H6V165H5ZM5 166H4V167H5ZM83 166H84V165H83ZM108 166H109V165H108ZM108 166H107V167H108ZM115 166H116V165H115ZM115 166H114V167H115ZM123 166H124V165H123ZM137 166L139 167L140 165L137 164ZM142 166H143V165H142ZM159 166H160V165H159ZM179 166H180V165H179ZM187 166H189V165H187ZM199 166H200V165H199ZM205 166H207V164H205ZM205 166H204V170H205ZM208 166H209V165H208ZM213 166H214V165H213ZM234 166H235V165H234ZM241 166H242V165H241ZM8 167H9V165H8ZM12 167H14V166H12ZM33 167H34V166H33ZM37 167H38V166H37ZM52 167H53V165H52ZM61 167H62V165H61ZM94 167H95V166H94ZM112 167H113V166H112ZM116 167H117V166H116ZM144 167H145V166H144ZM155 167H158V166L156 165V163H155ZM163 167L165 168L164 164H163ZM182 167H183V165L181 166V169H182ZM195 167H196V164H195ZM211 167H212V165H211ZM211 167H210V168H211ZM219 167H220V166H219ZM244 167H245V166H244ZM244 167H243V168H244ZM261 167H262L261 169L263 170L264 167H263L262 165H261ZM1 168H2V167H1ZM26 168H27V167H26ZM34 168H35V167H34ZM38 168H39V167H38ZM47 168H48V167H47ZM83 168H84V167H83ZM99 168H100V167H99ZM124 168H127V169H128V167H126V166H124ZM124 168H123V170H121V171H124ZM174 168H176V167H174ZM196 168H197V167H196ZM208 168H209V167H208ZM220 168H221V167H220ZM222 168H224V167H222ZM237 168H238V167H237ZM237 168H236V169H237ZM239 168H240V167H239ZM241 168H242V167H241ZM241 168H240V170H241ZM243 168H242V169H243ZM257 168H258V167H257ZM6 169H7V168H6ZM24 169H25V168H24ZM45 169H46V168H45ZM56 169H57V168H56ZM114 169H115V168H114ZM120 169H121V168H120ZM141 169H142V168H141ZM160 169H161V168H160ZM160 169H159V170H160ZM165 169H166V168H165ZM170 169H171V168H170ZM201 169H202V168H201ZM206 169H207V168H206ZM213 169H214V168H212V170H213ZM225 169H226V167H225ZM228 169H230V168H228ZM1 170H2V169H1ZM8 170H9V168H8ZM25 170H26V169H25ZM32 170H33V168H32ZM89 170H90V169H89ZM91 170H92V169H91ZM109 170H110V169H109ZM115 170H116V169H115ZM133 170H135V169L133 168ZM159 170L157 169L158 172H159ZM175 170H176V169H175ZM175 170H174V171H175ZM186 170H187V169H186ZM189 170H190V169H189ZM192 170H193V169H192ZM212 170L210 169L211 172H213ZM233 170H234V169H233ZM233 170H232V172L234 173ZM245 170H246V169H245ZM3 171H4V170H3ZM10 171H11V170H10ZM12 171H13V170H12ZM12 171H11V172H12ZM17 171H18V170H17ZM34 171H35V170H34ZM36 171H37V170H36ZM36 171H35V172H36ZM40 171H41V170H40ZM42 171H44V170H42ZM107 171H108V170H107ZM110 171H111V170H110ZM128 171H130V168H129ZM137 171H138V170H137ZM151 171H152V170H150L149 175H150ZM160 171H161V170H160ZM182 171H183V169H182ZM195 171H196V170H195ZM228 171H229V170H228ZM241 171H242V170H241ZM254 171H255V169H254ZM260 171H261V170H260ZM7 172H8V171H7ZM23 172H24V171H23ZM27 172H28V171H27ZM35 172H31V173H35ZM59 172H60V171H59ZM94 172H95V171H94ZM162 172H163V171H162ZM169 172H170V171H169ZM178 172H180V170H179ZM191 172H192V171H191ZM198 172H199V171H198ZM207 172H208V171H207ZM207 172H206V173H207ZM211 172H210V173H211ZM217 172H218V171H217ZM226 172H227V171H226ZM232 172H231L230 175H233ZM239 172H240V171H239ZM242 172H243V171H242ZM257 172H258V171H257ZM31 173H30V174H31ZM60 173H61V172H60ZM138 173H139V172H138ZM147 173H148V172H147ZM153 173H154V171H153ZM165 173H166V172H165ZM165 173H164V174H165ZM170 173H171V172H170ZM182 173H183V172H182ZM182 173H181V174H182ZM187 173H188V170H187ZM206 173H205V174H206ZM213 173H214V172H213ZM224 173H225V170L223 171V174H224ZM236 173H237V172H236ZM236 173H235V174H236ZM253 173H254V172H253ZM258 173H259V172H258ZM2 174H3V173H2ZM7 174H9V173H7ZM13 174H14V173H13ZM22 174H23V173H22ZM40 174H41V172H40ZM44 174H45V173H44ZM44 174H42V175H44ZM52 174H53V173H52ZM85 174H86V173H85ZM87 174H88V173H87ZM97 174H98V173H97ZM111 174H112V173H111ZM116 174H117V173H116ZM118 174H119V173H118ZM126 174H127V173H126ZM166 174H168V173H166ZM178 174H179V173H178ZM181 174H180V176L182 177ZM185 174H186V172H185ZM185 174L183 173L184 177L187 176V175H185ZM192 174H193V173H192ZM200 174H204L203 169H202V173H200ZM211 174H212V173H211ZM214 174H215V173H214ZM247 174H248V173H247ZM250 174H251V173H250ZM250 174H249V175H250ZM259 174H260V173H259ZM10 175H11V174H10ZM23 175H25V174H23ZM23 175H22L21 177H23ZM28 175H29V174H28ZM45 175H46V174H45ZM89 175H91V174H89ZM141 175H142V174H141ZM154 175H155V174H154ZM159 175H160V174H159ZM176 175H177V174H176ZM194 175H195V174H194ZM197 175H199V174L197 173ZM206 175H207V174H206ZM220 175L222 176V174H220ZM224 175H225V174H224ZM7 176H8V175H7ZM13 176H14V175H13ZM13 176H12V177H13ZM32 176H33V174L31 175V177H32ZM95 176H96V175H95ZM100 176H101V175H100ZM123 176H124V175H123ZM130 176H131V175H130ZM147 176H148V175H147ZM180 176H179V178H180ZM209 176H210V175H209ZM221 176H220V177H221ZM235 176H236V175H235ZM237 176H238V175H237ZM244 176H246V174H244ZM247 176H248V175H247ZM247 176H246V177H247ZM252 176H253V175H252ZM257 176H258V175H257ZM261 176H262V175H261ZM261 176L259 175L258 177H261ZM1 177H2V176H1ZM3 177H4V176H3ZM18 177H20V176L18 175ZM45 177H46V176H45ZM53 177H54V176H53ZM63 177H64V176H63ZM89 177H90V176H89ZM92 177H93V176H92ZM126 177H127V176H126ZM160 177H162V176L160 175ZM173 177H174V176H173ZM190 177H191V176H190ZM190 177H188V178H189V179H192V178H190ZM195 177H197V176L195 175ZM195 177H194V178H195ZM204 177H205V176H204ZM204 177H202V179H204ZM213 177H216V176H213ZM218 177H219V175H218ZM223 177H224V176H223ZM223 177H222V178H223ZM227 177H228V176H227ZM240 177H242V176H240ZM240 177H239V178H240ZM263 177H264V176H263ZM27 178H28V177H27ZM27 178H26V179H27ZM39 178H40V177H39ZM54 178H55V177H54ZM57 178H59V177H57ZM79 178H80V177H79ZM113 178H114V176H113ZM129 178H130V177H129ZM149 178H150V176H149ZM151 178H152V177H151ZM151 178H150V179H151ZM153 178H154V177H153ZM157 178H158V176H157ZM170 178H171V177H170ZM179 178H178V179H179ZM188 178H187V179H188ZM207 178H208V177H207ZM216 178H217V177H216ZM222 178H221V180H223ZM234 178H236V177H234ZM243 178H244V177H243ZM2 179H3V178H2ZM6 179H7V178H6ZM11 179H12V178H11ZM11 179H10V181H11ZM14 179H15V178H14ZM14 179H13V180H14ZM16 179H17V177H16ZM18 179H19V178H18ZM20 179H21V178H20ZM33 179H34V178H31L30 182H31ZM60 179H62V178H60ZM84 179H85V178H84ZM121 179H122V178H121ZM131 179H132V178H131ZM145 179H146V178H145ZM166 179H167V177H166ZM178 179H177V180H178ZM195 179H196V178H195ZM208 179H210V177H209ZM211 179H212V178H211ZM225 179H226V178H225ZM225 179H224V183H225ZM232 179H233V177H232ZM257 179L259 180V178H257ZM13 180H12V181H13ZM22 180H23V179H22ZM28 180H29V179H28ZM45 180H47V177H46ZM48 180H49V179H48ZM128 180H129V179H128ZM142 180H144V179H142ZM157 180H159V179H157ZM181 180H182V179H181ZM200 180H201V179H200ZM213 180H214V179H213ZM221 180H220V182H222ZM233 180H234V179H233ZM237 180H239V179L237 178ZM251 180H252V179H251ZM1 181H2V180H1ZM7 181H8V180H7ZM20 181H21V180H20ZM25 181H26V180H25ZM33 181H34V180H33ZM42 181H43V180H42ZM42 181H41V182H42ZM55 181H56V179H55ZM104 181H105V180H104ZM107 181H108V180H107ZM129 181H131V180H129ZM133 181H134V180H133ZM151 181H154V180H151ZM151 181H149V182H151ZM167 181H168V180H167ZM175 181H176V180H175ZM185 181H187V180L185 179ZM195 181H197V180H195ZM203 181H204V180H203ZM203 181H201V182H203ZM209 181H210V180H209ZM215 181H217V180H215ZM3 182H4V181H3ZM8 182H9V181H8ZM17 182H18V180L16 181V183L14 182L15 185H17ZM26 182L28 183V181H26ZM49 182H50V181H49ZM67 182H68V181H67ZM80 182H81V181H80ZM95 182H96V181H94L93 183L95 184ZM118 182H119V181H118ZM121 182H122V181H121ZM124 182H125V181H124ZM126 182H127V181H126ZM126 182H125V183H126ZM142 182H143V181H142ZM164 182H165V181H164ZM179 182H180V180L177 181V183H179ZM183 182H184V181H183ZM201 182H200V184H202ZM234 182H235V181H234ZM239 182H240V181H239ZM243 182H244V181H243ZM18 183H19V182H18ZM20 183H21V182H20ZM23 183H24V182H23ZM37 183H38V182H37ZM45 183H46V182H45ZM60 183H61V187H62L63 184H62V182H60ZM69 183H70V182H69ZM78 183H79V182H78ZM127 183H129V182H127ZM143 183H144V182H143ZM145 183H146V182H145ZM145 183H144V184H145ZM147 183H148V182H147ZM147 183H146V184H147ZM151 183H152V182H151ZM158 183H159V182H158ZM167 183H168V182H167ZM177 183H176L175 185L178 186ZM185 183H186V182H185ZM197 183H199V182H197ZM204 183H206V182H204ZM207 183H208V182H207ZM218 183H219V182H218ZM258 183H259V182H258ZM258 183H256V184H258ZM2 184H3V183H2ZM2 184H1V187L3 186ZM4 184H5V183H4ZM8 184H9V183H7V185H8ZM29 184H30L31 186L33 185V183H29ZM50 184H52V183L50 182ZM54 184H56V182H55ZM66 184H67V183H66ZM76 184H77V183H76ZM84 184H85V183H84ZM96 184H97V183H96ZM108 184H109V182H108ZM114 184H115V183H114ZM153 184H154V183H153ZM153 184H151V185H153ZM155 184H156V182H155ZM190 184H192V183H190ZM190 184H187V185L190 186ZM193 184H194V183H193ZM195 184H196V182H195ZM200 184H199V185H200ZM210 184H211V182H210ZM212 184H213V183H212ZM214 184H215V183H214ZM214 184H213V186H214ZM216 184H217V182H216ZM216 184H215V185H216ZM238 184H239V183H238ZM240 184H242V183L240 182ZM240 184H239V185H240ZM243 184H244V183H243ZM11 185H12V187H13V186L15 187V185H13L12 182H11ZM22 185H23V184H22ZM22 185L20 184V185H18V186H22ZM34 185H36V183H35ZM48 185H49V183H48ZM88 185H89V184H88ZM92 185H93V184H92ZM110 185H111V184H110ZM115 185H116V184H115ZM137 185H138V184H137ZM137 185H136V186H137ZM142 185H143V184H142ZM161 185H162V184H161ZM161 185L159 184V186H161ZM169 185H170V184H169ZM181 185H182V184H181ZM181 185H180V186H181ZM207 185H208V184H207ZM217 185H218V184H217ZM217 185H216V186H217ZM221 185H222V183H221ZM225 185H226V184H225ZM234 185H235V184H234ZM258 185H259V184H258ZM9 186H10V184H9ZM9 186H8V187H9ZM49 186H50V185H49ZM53 186H54V185H53ZM53 186L51 185L50 188H52ZM57 186H58V185H57ZM57 186H56V187H57ZM84 186H85V185H84ZM89 186H90V185H89ZM121 186L123 187V191H124V189H125V188H124V185H121ZM139 186H140V184H139ZM143 186H144V185H143ZM143 186H142V187H143ZM163 186H164V185H163ZM165 186H168V185H165ZM171 186L174 187V185H171ZM196 186H197V185H196ZM200 186H201V185H200ZM200 186H199V187H200ZM202 186L204 187V184H202ZM202 186H201V187H202ZM210 186H211V185H210ZM223 186H224V185H223ZM3 187L5 188V185H4ZM3 187H2L1 189H3ZM8 187H7V189H8ZM24 187H25V186H24ZM27 187H28V186H27ZM41 187H42V186H41ZM43 187H44V186H43ZM94 187H95V186H94ZM117 187H118V186H117ZM146 187H147V186H146ZM148 187H150V186L148 185ZM208 187H209V185H208ZM243 187H244V185L242 186V188H243ZM259 187H260V186H259ZM44 188H46V187H44ZM47 188H48V187H47ZM58 188H59V186H58ZM64 188H65V187H64ZM119 188H120V187H119ZM155 188L157 189V184H156ZM164 188H165V187H164ZM171 188H172V187H171ZM171 188H170V189H171ZM177 188H178V187H177ZM180 188H181V187H180ZM205 188H206V186H205ZM216 188L219 189V187H216ZM224 188H225V187H224ZM227 188H228V187H227ZM257 188H258V187H257ZM20 189H21V188H20ZM48 189H49V188H48ZM74 189H75V188H74ZM74 189H73V190H74ZM87 189H88V186H87ZM167 189H168V188H167ZM170 189H168V190H170ZM186 189H187V188H186ZM188 189H189V188H188ZM190 189H191V188H190ZM194 189H195V188H194ZM194 189H193V190H194ZM209 189L212 190V188H209ZM214 189H215V188H214ZM221 189H222V187H221ZM245 189H246V188H245ZM250 189H251V187H250ZM254 189H255V188H254ZM261 189H262V188H261ZM3 190H4V189H3ZM11 190H13V189L11 188ZM14 190H15V192H16V188H15ZM22 190H23V189H22ZM29 190H30V189H29ZM44 190H45V189H44ZM55 190H57V189L55 188ZM55 190H54V191H55ZM70 190H71V189H70ZM106 190H107V189H106ZM171 190H172V189H171ZM174 190L176 191V190H178V189H175V188H174ZM181 190H183V189H181ZM193 190H192V191H193ZM203 190H204V189H203ZM223 190H224V189H223ZM263 190H264V189H263ZM8 191H10V190H8ZM46 191H47V190H46ZM50 191H51V189H50ZM54 191L52 190V193H54ZM65 191H67V190L64 189V193H66ZM68 191H69V190H68ZM75 191H76V189H75ZM78 191H79V190H78ZM78 191H76V192H78ZM96 191H97V190H96ZM115 191H116V190H115ZM115 191H114V192H115ZM139 191H140V190H139ZM175 191H174V192H175ZM186 191H187V190H186ZM189 191H191V190H188L187 193H185V194H188L187 196H190V194H191V192L188 193ZM195 191H196V193H197V190H195ZM198 191H199V189H198ZM207 191H209V190H207ZM207 191H205V192H207ZM219 191H222V190H219ZM224 191H225V190H224ZM224 191H223V192H224ZM2 192H4V191H2ZM5 192H6V190H5ZM25 192H26V191H25ZM47 192H48V191H47ZM69 192H70V191H69ZM72 192H74V191H72ZM86 192H87V191H86ZM92 192H94V191L92 190L91 193H92ZM98 192H99V191H98ZM106 192H107V191H106ZM111 192H112V191H111ZM118 192H119V191H118ZM145 192H147V191H145ZM150 192H151V190H150ZM163 192H164V191H163ZM182 192H184V191H182ZM201 192H202V191H201ZM205 192H204V193H205ZM209 192H210V191H209ZM214 192H215V191H214ZM227 192L230 193L229 191H227ZM231 192H232V191H231ZM233 192H234V190H233ZM241 192H242V190H241ZM252 192H253V190H252ZM10 193H11V192H10ZM16 193H17V192H16ZM22 193H23V192H22ZM28 193H29V192H28ZM28 193H27V194H28ZM55 193H56V192H55ZM62 193H63V192H62ZM64 193L61 194V195H64ZM70 193H71V192H70ZM74 193H75V192H74ZM74 193H73V194H74ZM124 193H125V192H124ZM168 193H169V191H168ZM176 193H177V191H176ZM194 193H195V192H194ZM198 193H200V192H198ZM202 193H203V192H202ZM202 193H201V194H202ZM220 193H221V192H220ZM225 193H226V191H225ZM253 193H254V192H253ZM8 194H9V193H8ZM39 194H40V193H39ZM44 194L46 195V193H44ZM80 194H81V193H80ZM85 194H88V193H84V195H85ZM98 194H99V193H98ZM98 194H97V195H98ZM116 194H117V193H116ZM127 194H128V193H127ZM140 194H141V193H140ZM146 194L151 195L150 193H145V195H146ZM212 194H213V192H212ZM212 194H211V195H212ZM215 194H216V193H215ZM215 194H214V195H215ZM218 194H219V193H218ZM221 194H223V193H221ZM226 194H227V193H226ZM10 195H12V194H10ZM13 195H14V193H13ZM18 195H19V194H18ZM18 195H17V196H18ZM45 195H44V197L47 198ZM53 195H54V194H53ZM55 195L59 196L57 193H56ZM71 195H72V194H71ZM75 195H76V194H75ZM89 195H90V194H89ZM89 195H87V196H89ZM110 195H111V194H110ZM141 195H142V194H141ZM141 195H140V196H141ZM159 195H161V192L159 193ZM164 195H165V194L163 193V196H164ZM167 195H168V194H167ZM172 195H174L173 192H172ZM177 195H178V194H177ZM177 195H176V196H177ZM180 195L182 196L183 194H180ZM205 195H206V194H205ZM219 195H220V194H219ZM230 195H231V194H230ZM230 195H229V196H230ZM253 195H254V194H253ZM253 195H252V196H253ZM261 195L263 196V194H261ZM1 196H3V195L1 194ZM19 196H20V195H19ZM22 196H24V195H22ZM28 196H29V195H28ZM32 196H33V195H32ZM66 196H67V195H66ZM91 196H92V195H91ZM93 196H94V195H93ZM118 196H119V195H118ZM127 196H128V195H127ZM135 196H136V195H135ZM142 196H143V195H142ZM142 196H141V197H142ZM183 196H184V195H183ZM183 196H182V197H183ZM187 196H184V197L186 198ZM202 196H203V195H202ZM206 196H207V195H206ZM221 196H222V195H221ZM4 197H5V196H4ZM34 197H35V195H34ZM50 197H51V196H49L48 198H50ZM70 197H72V196H70ZM99 197H101V196H99ZM99 197H98V198H99ZM137 197H138V196H137ZM141 197H140L139 199H141ZM169 197H170V196H169ZM225 197L228 198L227 195H226ZM256 197H257V196L255 195L254 198L256 199ZM1 198H2V197H1ZM5 198H6V197H5ZM23 198H24V197H23ZM26 198H27V197H26ZM30 198H31V197H30ZM38 198H39V197H38ZM58 198H59V197H58ZM73 198H74V197H73ZM80 198H81V197H80ZM82 198L85 199L86 196H85V198H84V196H83ZM95 198H96V197H95ZM115 198H116V197H115ZM149 198H150V197H149ZM154 198H155V197H154ZM159 198H160V197H159ZM164 198L166 199V197H163V199H164ZM175 198H178V200H179V197H174V199H175ZM180 198H181V197H180ZM193 198H194V197H192V199H193ZM197 198H198V197H197ZM205 198H206V197H205ZM211 198H212V197H211ZM211 198H210V199H211ZM227 198H226V199H227ZM262 198H263V197H262ZM262 198H261V199H262ZM6 199L8 200L9 198H6ZM28 199H29V198H28ZM35 199H36V198H35ZM43 199H44V198H43ZM56 199H57V197H56ZM69 199H70V198H69ZM102 199H103V196H102ZM102 199H101V200H102ZM105 199H107V198H105ZM125 199H126V198H125ZM133 199H134V198H133ZM143 199H144V198H142V200H143ZM167 199H168V196H167ZM174 199H173V200H174ZM186 199H187V198H186ZM186 199H185V201H187L188 203L192 202V201L189 202V201L186 200ZM192 199H191V200H192ZM220 199H221V197H220ZM223 199H224V197H223ZM241 199H242V197H241ZM246 199H247V198H246ZM3 200H4V199H3ZM19 200H20V199H19ZM25 200H26V199H25ZM29 200H30V202H31V199H29ZM41 200H42V199H41ZM44 200H45V199H44ZM44 200H43V201H44ZM46 200H47V199H46ZM46 200H45V201H46ZM53 200H54V199H53ZM65 200H66V199H65ZM67 200H68V199H67ZM77 200H78V199H77ZM77 200H75V201H77ZM85 200H86V199H85ZM88 200H89V199H88ZM88 200H87L86 202H88ZM90 200H91L92 203H93L94 199H93V200L90 199ZM90 200H89V201H90ZM96 200H99V199L96 198ZM101 200H99V201L101 202ZM131 200H132V199H131ZM142 200H141V204H142V202H143ZM151 200H152V199H151ZM158 200H159V199H158ZM161 200H162V199H161ZM168 200H169V199H168ZM176 200H177V199H176ZM194 200H196V198H195ZM198 200H200V197H199ZM198 200H197V201H198ZM202 200H203V198H202ZM207 200H209V199H207ZM215 200H216V199H215ZM215 200H214V201H215ZM224 200H225V199H224ZM229 200H230V199H229ZM263 200H264V199H263ZM4 201H5V200H4ZM4 201H1V202H4ZM20 201H21V200H20ZM50 201H51V200H50ZM114 201H115V200H114ZM144 201H145V200H144ZM146 201H150V200L148 199V200H146ZM162 201H164V200H162ZM170 201H172V197H171V200H170ZM217 201H218V200H217ZM250 201H251V200H250ZM18 202H19V201H18ZM18 202H17V203H18ZM32 202H33V201H32ZM39 202H40V201H39ZM47 202H48V201H47ZM52 202H53V201H52ZM66 202H67V201H66ZM78 202H79V201H78ZM78 202H77V203H78ZM94 202H95V201H94ZM97 202H98V201H97ZM103 202H104V199H103ZM119 202H120V201H119ZM127 202H128V201H127ZM137 202H138V201H137ZM139 202H140V200H139ZM139 202H138V203H139ZM150 202H151V201H150ZM160 202H161V201H160ZM176 202H177V201H176ZM178 202H179V201H178ZM187 202H186V203H187ZM193 202H194V201H193ZM193 202H192V206H191V207H193ZM205 202H206V201H205ZM209 202H210V200H209ZM6 203H7V205H8V202H7V201H6ZM9 203H12V202H9ZM49 203H50V202H49ZM53 203H54V202H53ZM56 203H57V201H56ZM62 203L64 204V202H62ZM68 203H69V201H68ZM121 203H122V202H121ZM134 203H136V200H135ZM144 203H145V202H144ZM144 203H143V204H144ZM151 203H153V202H151ZM151 203H150V204H151ZM171 203H172V202H171ZM173 203H174V201H173ZM173 203H172V206H174ZM186 203H185V204H186ZM200 203H201V202H200ZM213 203H214V202H213ZM213 203L211 202L210 204H213ZM230 203H233V201H232V202L230 201ZM59 204H60V203H59ZM70 204H72V203H70ZM73 204H74V202H73ZM73 204H72V205H73ZM85 204H86V203H85ZM88 204H89V203H88ZM96 204H97V203H96ZM104 204H105V203H104ZM115 204L117 205V202H116ZM132 204H133V203H132ZM139 204H140V203H139ZM141 204H140V205H141ZM156 204H157V203H156ZM166 204H168V202H166ZM166 204H165V201H164V205H166ZM176 204H177V203H176ZM185 204H184V205H185ZM190 204H191V203H190ZM207 204H208V203H207ZM223 204H224V203H223ZM227 204H228V202H227ZM238 204H239V203H238ZM3 205H5V204H3ZM18 205H19V203H18ZM43 205H44V204H43ZM51 205H52V204H51ZM79 205H80V204H79ZM86 205H87V204H86ZM97 205L100 206L99 203H98ZM102 205H103V204H101V206H102ZM105 205H106V204H105ZM137 205H138V204H137ZM140 205H139V206H140ZM147 205H148V204H147ZM168 205H169V204H168ZM181 205L183 206L184 209H186V207H187L186 205H187V204L185 205V207H184L183 204H181ZM181 205H180V206H181ZM199 205L201 206V204H199ZM9 206H10V205H9ZM12 206H13V205H12ZM14 206H15V205H14ZM22 206H23V205H22ZM46 206H47V205H46ZM46 206H44V207H46ZM53 206H55V205H53ZM56 206H57V205H56ZM56 206H55V207H56ZM59 206H60V205H59ZM65 206H67L66 203H65ZM68 206H69V205H68ZM74 206H77V205H74ZM92 206H93V205H92ZM113 206H115V205H113ZM130 206H131V205H130ZM133 206H134V204H133ZM139 206H138V207H139ZM143 206H144V205H143ZM145 206H146V205H145ZM157 206H158V205H157ZM178 206H179V205L177 204L176 207H178ZM238 206H239V205H238ZM253 206H254V205H253ZM259 206H261V205L259 204ZM4 207L7 208L6 206H4ZM55 207H54V208L52 207L53 210L55 209ZM77 207H78V206H77ZM77 207H76V208H77ZM87 207H88V205H87ZM146 207H149V205L146 206ZM160 207H161V206H160ZM163 207H164V206H163ZM174 207H175V206H174ZM176 207H175V208H176ZM191 207H190V209H192ZM197 207H198V206H197ZM263 207H264V206H263ZM5 208H4V211H6ZM10 208H12V207H10ZM13 208H14V207H13ZM15 208H16V207H15ZM25 208H26V207H25ZM50 208H51V207H50ZM60 208H62V207H59V209H60ZM74 208H75V207H73V209H74ZM91 208H93V207H91ZM98 208H99V210L102 209V207H101V209H100V207H98ZM106 208H107V205H106ZM127 208H128V207H127ZM139 208H140V207H139ZM139 208H138V209H139ZM142 208H143V207H142ZM153 208H155V207H153ZM156 208H157V210H158V207H156ZM169 208H170V206H169ZM175 208H174V210H175ZM187 208H188V207H187ZM199 208H200V210H201L202 207H199ZM199 208H196V210L199 209ZM204 208H205V207H204ZM208 208H209V207H208ZM216 208H217V207H215V209H216ZM257 208H259V207H257ZM257 208H256V210H257ZM7 209H8V208H7ZM33 209H34V207H33ZM43 209H44V208H43ZM66 209H67V208H66ZM69 209L71 210V207H69ZM89 209H90V208H89ZM104 209H105V206H104ZM115 209H116V208H115ZM130 209H131V208H130ZM170 209H171V208H170ZM184 209H183V212H185ZM193 209H194V208H193ZM193 209H192V210H193ZM210 209H211V207H210ZM213 209H214V208H213ZM213 209H212V210H213ZM224 209H225V207H224ZM261 209H262V208H259L258 211H259V210L261 211ZM11 210H12V209H11ZM40 210H41V209H40ZM44 210L47 211V209H44ZM44 210H43V212H44ZM48 210H50V212H51L52 209H48ZM70 210H69V211H70ZM74 210H75V209H74ZM81 210H83V209H81ZM90 210H91V209H90ZM105 210L107 211V209H105ZM126 210H127V209H126ZM133 210H134V207H133ZM174 210H173V211H174ZM179 210H181V209H179V207H178V211H179ZM194 210H195V209H194ZM196 210L193 211V213H192V212H189V213H192V215H193V214H195L194 212H198V211H196ZM202 210H203V208H202ZM217 210H218V208H217ZM252 210H253V209H252ZM4 211H3V212H4ZM7 211H8V210H7ZM14 211H15V210H14ZM14 211H12V212H14ZM23 211H24V210H23ZM25 211H26V210H25ZM27 211H28V210H27ZM27 211H26V212H27ZM30 211H31V210H30ZM60 211H62V210H60ZM75 211H76V210H75ZM92 211H93V210H92ZM116 211L119 212L120 210H116ZM121 211H122V213H123V210H121ZM127 211H128V210H127ZM204 211H205V210H204ZM218 211H220V210H218ZM240 211H241V210H240ZM258 211H257V212H258ZM32 212H33V211H32ZM47 212H48L47 214H49V211H47ZM54 212H55V211H54ZM65 212H66V211H65ZM87 212H88V211H87ZM94 212H95V211H93L92 214H93ZM100 212L102 213V210H101ZM108 212H109V209H108ZM113 212H114V211H113ZM171 212H172V210H171ZM176 212H177V211H176ZM183 212H180V213H183ZM201 212H202V211H201ZM206 212H207V211H206ZM209 212H212V211H209ZM222 212H223V211H222ZM225 212L227 213V211H225ZM225 212H224V213H225ZM242 212H243V211H242ZM253 212H254V211H253ZM257 212H256V214H257ZM263 212H264V211H263ZM263 212H262V214H264ZM5 213H6V212H5ZM5 213H3V214H5ZM7 213H9V212H7ZM52 213H53V212H52ZM72 213H73V212H72ZM75 213H76V212H75ZM89 213H90V212H89ZM95 213H98V212L96 211ZM128 213H130V212H128ZM133 213H134V212H133ZM133 213H131V214H133ZM159 213H160V212H159ZM163 213H164V212H163ZM172 213H173V212H172ZM178 213H179V212H178ZM178 213H177V214H178ZM199 213H200V212H199ZM199 213H197V214L199 215ZM213 213H214V211H213ZM258 213H259V212H258ZM3 214H2V215H3ZM9 214H11V213H9ZM18 214H20V213H18ZM22 214H23V212H22ZM53 214L55 215V213H53ZM79 214H80V212H79ZM79 214H78V215H79ZM90 214H91V213H90ZM92 214H91V215H92ZM134 214L137 215L136 213H134ZM134 214H133V215H134ZM173 214H174V213H173ZM183 214H185V213H183ZM186 214H188V213H187V210H186ZM197 214H196V215H197ZM211 214H212V213H211ZM215 214H217V213H215ZM221 214H222V213H221ZM260 214H261V213H260ZM260 214H258V215H260ZM41 215L43 216V214H41ZM51 215H52V214L50 213V218H49V220L51 219ZM70 215H72V214H70ZM76 215H77V214H76ZM95 215H96V214H95ZM95 215H92L91 218H93V216H95ZM97 215H98V214H97ZM101 215H103V214H101ZM105 215H106V213H105ZM107 215H109V214L107 213ZM117 215H118V213H117ZM121 215H123V214H121ZM156 215H157V214H156ZM175 215H176V214H174V216H175ZM179 215H180V214H179ZM189 215H191V214H189ZM189 215H187V216H189ZM196 215H193V216L195 217ZM253 215H254V214H253ZM253 215H252V216H253ZM258 215H257V217H258ZM4 216H6V215H4ZM4 216H3V217L1 216V217H2L3 219H5L6 217H4ZM23 216H24V215H23ZM31 216H33V214H32ZM31 216H30V217L28 216V217H29V218H32ZM65 216H66V213H65L64 217H65ZM67 216H69V214H68ZM103 216H104V215H103ZM130 216H132V215H130ZM137 216H138V215H137ZM200 216H201V214H200ZM202 216H204V215H202ZM207 216H208V213H207ZM212 216H213V215H211V217H212ZM214 216H215V215H214ZM214 216H213V217H214ZM219 216H220V215H219ZM252 216H251V217H252ZM260 216H262V215H260ZM1 217H0V218H1ZM11 217H12V216H11ZM13 217H14V216H13ZM26 217H27V215H26ZM34 217H35V216H34ZM40 217H41V216H40ZM53 217H54V216H53ZM59 217H61V215H60ZM80 217H81V215H80ZM80 217H79V218H80ZM89 217H90V216H89ZM96 217H97V216H96ZM99 217H100V216H99ZM118 217H119V216H118ZM126 217H127V216H126ZM162 217H163V216H162ZM162 217H161V219H162ZM171 217H172V216H171ZM171 217H170V218H171ZM183 217H185V216H183ZM190 217H192V216H190ZM197 217H198V216H197ZM197 217H196V219H197ZM204 217H205V216H204ZM209 217H210V216H209ZM220 217H221V216H220ZM262 217H264V216H262ZM8 218H10V217H8ZM8 218H6L5 220H8ZM54 218H55V217H54ZM57 218H58V217H57ZM101 218H102V217H101ZM131 218H133V217H131ZM134 218H135V217H134ZM139 218H140V216H139ZM172 218H173V217H172ZM176 218H178V216H177ZM176 218H175V219H176ZM181 218H182V217H181ZM181 218H179V219H181ZM188 218H189V217H188ZM188 218H187V219H188ZM198 218H201V217H198ZM206 218H207V217H206ZM216 218H217V220H218V217H216ZM259 218H261V217H259ZM21 219H22V217H21ZM24 219H25V217H24ZM65 219L68 220V218H65ZM65 219H64V221H65ZM75 219H76V218H75ZM85 219H86V218H85ZM108 219H109V218H108ZM127 219H128V218H127ZM136 219H137V217H136ZM187 219H186V220H187ZM190 219H191V218H190ZM192 219H193V218H192ZM203 219H204V218H203ZM203 219H202V220H203ZM212 219L214 220L215 218H212ZM250 219H251V218H250ZM252 219H253V218H252ZM12 220H13V218H12ZM17 220H18V218H17ZM19 220H20V219H19ZM30 220H31V219H30ZM43 220H44V219H43ZM59 220H60V218H59ZM61 220H62V219H61ZM72 220H74V218H73ZM86 220H87V219H86ZM97 220H98V223H99V220H100V222H102L101 219H98V218H97ZM103 220H105V218H103ZM112 220H113V218H112ZM116 220H117V219H116ZM118 220H119V219H118ZM121 220H122V219H121ZM138 220H139V219H138ZM172 220H173V219H172ZM193 220H195V219H193ZM193 220H191V222H192ZM210 220H211V219H210ZM215 220H216V219H215ZM215 220H214V221H215ZM217 220H216V221H217ZM222 220H223V219H222ZM261 220H262V218H261ZM8 221H10V219H9ZM26 221H28V220H26ZM34 221H35V220L33 219L32 222H34ZM50 221H51V220H50ZM68 221H69V220H68ZM75 221H76V220H75ZM93 221H94V220H93ZM105 221H106V220H105ZM110 221H111V220H109L108 222H110ZM113 221H114V220H113ZM122 221H123V220H122ZM122 221H121V222H122ZM124 221H126V218H124ZM124 221H123V222H124ZM128 221H129V220H128ZM136 221H137V220H136ZM136 221L134 222V225L130 223V224L133 225L135 228H136ZM141 221H142V219H141ZM168 221H170V219H168ZM168 221H166V222H168ZM173 221H174V220H173ZM175 221H176V220H175ZM198 221H199V220H198ZM256 221H258L257 218H256ZM259 221H260V220H259ZM259 221H258V223H259ZM262 221L264 222V219H263ZM3 222H4V221H3ZM3 222H1V223H3ZM13 222H14V221H13ZM21 222H22V220H21ZM23 222H24V221H23ZM29 222H31V221H29ZM29 222H28V223H29ZM32 222H31V224H32ZM40 222H41V221H40ZM44 222H45V221H44ZM60 222H61V221H60ZM60 222H59V223H60ZM87 222L89 223V221H87ZM96 222H97V221H96ZM103 222H104V221H103ZM118 222H119V221H116L117 225H119ZM129 222H130V221H129ZM138 222H140V221H138ZM171 222H172V221H171ZM171 222H170V225H171ZM178 222H179V221H178ZM186 222H189V223H190V220H189V221H186ZM193 222H196V221H193ZM203 222L205 223L206 221H203ZM210 222H211V221H210ZM212 222H213V221H212ZM218 222H219V221H218ZM254 222H255V221H254ZM254 222H252V223H254ZM9 223H10V222H9ZM15 223H16V222H15ZM15 223H14V227H13V228H15ZM17 223H18V222H17ZM24 223H26V222H24ZM28 223H27V224H28ZM36 223H37V222H36ZM62 223H63V221H62ZM66 223H67V221H66ZM106 223H107V222H106ZM119 223H120V222H119ZM124 223H125V222H124ZM124 223H123V224H124ZM132 223H133V222H132ZM176 223H177V222H176ZM179 223H181V222H179ZM199 223H200V222H199ZM206 223L208 224V222H206ZM214 223H215V222H214ZM214 223H213V224H214ZM221 223H222V221H221ZM221 223H220V224H221ZM228 223H229V221H228ZM228 223H227V224H228ZM250 223H251V222H250ZM255 223H256V222H255ZM255 223H254V224H255ZM5 224H6V222H5ZM19 224H20V223H19ZM38 224H39V223H38ZM38 224H34V225H38ZM63 224H64V223H63ZM69 224H70V223H69ZM72 224H73V223H72ZM110 224H111V223H110ZM123 224H122V226H123ZM126 224H127V223H126ZM128 224H129V223H128ZM130 224H129V225H130ZM137 224H140V223H137ZM168 224H169V222H168ZM224 224H225V223H224ZM224 224H222L221 226H223ZM260 224H261V223H259V225H260ZM6 225H7V224H6ZM6 225H5V226H6ZM23 225H24V224H23ZM23 225H22V226H23ZM34 225H32V226H34ZM39 225H40V224H39ZM39 225H38V226H39ZM42 225H43V224H42ZM49 225H50V224H49ZM51 225H52V223H51ZM54 225H55V224H54ZM86 225H87V224H85V226H86ZM90 225H91V224H90ZM97 225H98V224H97ZM101 225H102V223H101ZM112 225L114 226V225H116V224L113 223ZM112 225H111V226H112ZM131 225H130V226H131ZM161 225H162V224H161ZM166 225H167V223H166ZM189 225H190V224H188V227H191V226H189ZM204 225H205V224H204ZM211 225H212V224H211ZM250 225H251V224H250ZM262 225H263V224H262ZM1 226H2V224H1ZM3 226H4V225H3ZM8 226H9V225H8ZM17 226H18V225H17ZM17 226H16V229H17ZM40 226H41V225H40ZM65 226H66V225H65ZM67 226H68V225H67ZM120 226H121V225H119V227H120ZM167 226L170 227L169 225H167ZM172 226H173V225H172ZM175 226L177 227V224H176ZM175 226H174V227H175ZM196 226H197V225H196ZM196 226H195V227H196ZM207 226H208V225H207ZM260 226H261V225H260ZM27 227H28V225H27ZM41 227H42V226H41ZM41 227H40V229H41ZM49 227H50V226H49ZM58 227H59V225H58ZM68 227H69V226H68ZM98 227H99V226H98ZM103 227H104L103 225H102V227L100 226V228L104 229V230H103L104 232L108 230V229H107V228H108L107 226H105V228H103ZM123 227L125 228L126 226H123ZM134 227H133V229H135ZM164 227L166 228V226H164ZM182 227H184V226H182ZM195 227H194V228H195ZM199 227H200V226H199ZM225 227H226V224H225ZM262 227L264 228V225H263ZM262 227H261V228H262ZM1 228H2V227H1ZM3 228H4V227H3ZM3 228H2V229H3ZM9 228H10V227H9ZM25 228H26V226H25ZM25 228L23 227V230H25ZM30 228H31V226H30ZM30 228H29V231H30ZM45 228H46V227H45ZM54 228H55V227H54ZM124 228H122V229H124ZM180 228H181V227H180ZM184 228H186V227H184ZM184 228H183V231H184ZM202 228H204V227H202ZM211 228H212V227H211ZM211 228L209 227V229H207V227H206L205 229H202V230H203V232H204V230H205V232H206V229L210 231ZM216 228H217V227H216ZM216 228H215V230H216ZM219 228H220V226H219ZM222 228H223L222 230H221V229H219V230H220V232H223V233H224V231H223V230H224V227H222ZM10 229H11V228H10ZM32 229H33V228H32ZM42 229H43V228H42ZM75 229H78V228L76 227ZM90 229H92L91 226H90ZM105 229H106V230H105ZM109 229H110V228H109ZM113 229H114V228H113ZM122 229H121V232H123ZM154 229H155V228H154ZM166 229H167V228H166ZM174 229H175V228H174ZM190 229H191V228H190ZM190 229H189V231H190ZM217 229H218V228H217ZM226 229H227V228H226ZM226 229H225V230H226ZM0 230H1V229H0ZM14 230H15V229H14ZM43 230H44V229H43ZM87 230H89V228H87ZM92 230H93V229H92ZM114 230H115V229H114ZM135 230H136V229H135ZM178 230H180V229H178ZM178 230H177V231H178ZM186 230H187V228H186ZM192 230H193V229H192ZM192 230H191V232H193ZM219 230H218V231H219ZM3 231H4V230H3ZM6 231H7V229H6ZM18 231H20V230L18 229ZM18 231H15V232L17 233ZM25 231H26V230H25ZM27 231H28V230H27ZM32 231H33V230H32ZM45 231H46V230H45ZM68 231H69V229H68ZM78 231H79V230H78ZM95 231H96V230H94V232H95ZM109 231H110V230H109ZM127 231H128V230H127ZM161 231H162V230H161ZM169 231H171V230H169ZM172 231H173V230H172ZM175 231H176V230H175ZM181 231H182V230H181ZM183 231H182V233H183ZM200 231H201V230H200ZM209 231H208V232H209ZM211 231H212V230H211ZM213 231H214V230H213ZM213 231H212V232H213ZM226 231H227V230H226ZM255 231H256V230H255ZM259 231H260V229H259ZM4 232H5V231H4ZM30 232H31V231H30ZM36 232H37V231H36ZM40 232L42 233V231H40ZM43 232H44V231H43ZM51 232H52V231H50V233H51ZM54 232H55V231H54ZM59 232H60V230H59ZM79 232H80V231H79ZM118 232H119V231H118ZM129 232H132V231L130 230ZM133 232H134V231H133ZM205 232H204V235H205V236H206V235L209 236L210 233H211V232H210L209 234H205ZM13 233H14V232H13ZM18 233H19V232H18ZM23 233H24V232H23ZM33 233H34V232H33ZM41 233H39V234H41ZM44 233H45V232H44ZM74 233H77V232L75 231ZM81 233H82V232H81ZM92 233H93V231H92ZM97 233H98V232H97ZM97 233H96V234L94 233V234L97 235ZM107 233H108V231H107ZM115 233H116V232H115ZM124 233H125V232H124ZM134 233L136 234V232H134ZM164 233H165V231H164ZM186 233H187V232H186ZM194 233H199V231L197 232V231L195 230V231L193 232V234H194ZM206 233H207V232H206ZM213 233H214V232H213ZM215 233H216V232H215ZM0 234H1V233H0ZM9 234H11V233L9 232ZM25 234H26V233H25ZM48 234H49V233H48ZM52 234H53V233H52ZM55 234H57V233H55ZM61 234H62V233H61ZM71 234H72V233H71ZM79 234H80V233H79ZM90 234H91V233H90ZM99 234H100V233H99ZM121 234H122V233H121ZM127 234H128V233H127ZM130 234H131V233H129V237H128L127 239L130 238ZM145 234H146V233H145ZM193 234H192V235H193ZM201 234H202V233H201ZM263 234H264V233H263ZM5 235H6V234H5ZM11 235H12V234H11ZM14 235H15V233H14ZM20 235H21V234H20ZM27 235L29 236V233H28ZM42 235H43V233H42ZM46 235H47V233H46ZM50 235H51V234H50ZM57 235H58V234H57ZM77 235H78V234H77ZM86 235H87V234H86ZM91 235H92V234H91ZM104 235H105V234H104ZM104 235L102 234V236H104ZM108 235H109V234H108ZM108 235H107V236H108ZM112 235H114L113 232H112L111 236H112ZM119 235H120V232H119ZM136 235H137V234H136ZM138 235H139V234H138ZM153 235H155V234H153ZM177 235L179 236L180 234H177ZM186 235H187V234H186ZM192 235H191V237H192ZM195 235H197V234H195ZM199 235H200V234H199ZM202 235H203V234H202ZM220 235H221V234H220ZM224 235L226 236V233H224ZM258 235H259V233H258ZM1 236H2V234H1ZM28 236H27V237H28ZM43 236H44V235H43ZM53 236H54V235H53ZM60 236H61V235H60ZM87 236H88V235H87ZM87 236H86V237H87ZM100 236H101V235H100ZM105 236H106V235H105ZM107 236H106V238H107ZM126 236H127V235H126ZM134 236H135V235H134ZM139 236H140V235H139ZM180 236H181V235H180ZM184 236H185V235H184ZM193 236H194V235H193ZM200 236H201V235H200ZM200 236H199V237H200ZM210 236H211V235H210ZM212 236H213V234H212ZM212 236H211V237H212ZM215 236H216V235H215ZM218 236H219V235H218ZM254 236H256V235H254ZM15 237H16V236H15ZM15 237H14V238H15ZM30 237H31V234H30ZM61 237H62V236H61ZM79 237H81V236H79ZM83 237H84V236H83ZM89 237H90V236H89ZM91 237H92V236H91ZM93 237L95 238L94 235H93ZM115 237H116V236H115ZM115 237H114V238H113V237H110V238L115 239ZM185 237H186V236H185ZM185 237H184V238H185ZM189 237H190V236H189ZM189 237H186V238H189ZM252 237H253V236H252ZM1 238H2V237H0V239H1ZM7 238H8V236H7ZM7 238L5 237V240H6ZM9 238H11V237L9 236ZM17 238H18V237H17ZM17 238H16V239H17ZM31 238H32V237H31ZM36 238H40V235L36 236ZM49 238H50V242L52 243L51 240H52L53 237L51 238V236H50ZM58 238H59V237H58ZM87 238H88V237H87ZM99 238H100V237H98V239H99ZM123 238H124V235H123ZM176 238H177V237H176ZM179 238H180V237H179ZM194 238H196V236H195ZM202 238H203V237H202ZM216 238H217V237H216ZM216 238H215V239H216ZM222 238H223V237H222ZM222 238H220V239H222ZM253 238H254V237H253ZM256 238H257V237H256ZM259 238H260V236H258L257 239H259ZM23 239H24V238H23ZM27 239H28V238H27ZM27 239L25 238V240H26L27 242L32 241V240H29V239H28V240H29V241H28ZM33 239H34V238H33ZM42 239H43V241H44V238H42ZM45 239H46V238H45ZM55 239H56V241H55ZM55 239H54V243L56 242V244H57L60 240L57 241V238H55ZM59 239H60V238H59ZM68 239H69V238H68ZM71 239H72V238H71ZM95 239H96V238H95ZM95 239H94V240H95ZM102 239H103V238H102ZM107 239H108V238H107ZM130 239H131V241L133 240L132 238H130ZM134 239H135V238H134ZM136 239H137V238H136ZM138 239H139V238H138ZM180 239H181V238H180ZM189 239H190V238H189ZM196 239H197V244H198V238H196ZM200 239H201V238H200ZM200 239H199V240H200ZM204 239H205V237H204ZM206 239H207V238H206ZM254 239H255V238H254ZM257 239H256V241L258 242ZM10 240H12V238H11ZM10 240H9V241H10ZM17 240H18V239H17ZM36 240H38V239H36ZM48 240H49V239H48ZM61 240H62V239H61ZM72 240H74V239H72ZM94 240H93V241H94ZM110 240H111V239H110ZM110 240H109V241H110ZM119 240H121V239H119ZM139 240H140V239H139ZM181 240H182V239H181ZM211 240L214 241L213 238H211ZM218 240H219V238H218L217 240H215V241H218ZM222 240H223V239H222ZM9 241H7V242H9ZM19 241H20V239H19ZM41 241H42V240H41ZM46 241H47V240H46ZM62 241H63V240H62ZM68 241H69V240H68ZM76 241H78V240H76ZM76 241H75V242H76ZM87 241H88V240H87ZM95 241H96V240H95ZM107 241H108V240H107ZM114 241H115V240H114ZM114 241H113V242H114ZM121 241H122V240H121ZM123 241H124V240H123ZM128 241H130V240H128ZM135 241H136V240H135ZM177 241H178V238H177ZM184 241H186V240H184ZM184 241H183V243L185 244L186 247H187V245H188L189 248L192 247V246H189V244H186V242H184ZM189 241L192 242L191 240H189ZM193 241H194V240H193ZM195 241H196V240H195ZM201 241H202V240H201ZM205 241H206V240H205ZM208 241H209V240H208ZM224 241H226V240L224 239ZM253 241H255V240H253ZM260 241H261V240H260ZM69 242H71V241H69ZM82 242H83V241H82ZM90 242H91V241H90ZM173 242H174V241H173ZM181 242H182V241H181ZM190 242H189V243H190ZM202 242H203V241H202ZM202 242H201V244H202ZM257 242H256V244H257ZM4 243H5V242H4ZM10 243H11V241H10ZM10 243H9V244H10ZM38 243H39V242H38ZM45 243H46V242H45ZM67 243H68V242H67ZM92 243H93V242H92ZM95 243H97V242H95ZM99 243H100V241H99ZM103 243H105V241H104ZM137 243H138V242H137ZM153 243H154V242H153ZM155 243H157V241H156ZM155 243H154V245H155ZM192 243H193V242H192ZM194 243H195V242H194ZM205 243H207V245H208V242H207V241H206ZM205 243H203L202 245H204ZM211 243H214V242H209V245H211ZM218 243H219V242H218ZM223 243H224V242H223ZM0 244H2V243H0ZM6 244H7V243H6ZM19 244H20V243H19ZM40 244H41V243H40ZM40 244H39L38 246H40V249H42ZM46 244H47V243H46ZM63 244H64V243H63ZM72 244H73V243H72ZM72 244H71V245H72ZM109 244H111V243H109ZM109 244H108V247H109ZM120 244H123V243H120ZM132 244H133V243H132ZM139 244H141V243H139ZM179 244H180V242H179ZM197 244H195V245H197ZM199 244H200V241H199ZM199 244H198V245H199ZM215 244H216V242H215ZM221 244H222V243H221ZM221 244H220V245H221ZM231 244H232V243H231ZM256 244H254V245L256 246ZM258 244H259V243H258ZM2 245H4V244H2ZM16 245H17V243H16ZM47 245H48V244H47ZM47 245H46V246H47ZM50 245H51V244H50ZM68 245H69V243H68ZM95 245H96V244H95ZM101 245H102V244H101ZM111 245H112V244H111ZM114 245H115V243H114ZM114 245H113V246H114ZM134 245H135V244H134ZM137 245H138V244H137ZM137 245H136V246H137ZM180 245H181V244H180ZM190 245H191V244H190ZM192 245H193V244H192ZM220 245L217 244V246H220ZM232 245H233V244H232ZM259 245H260V244H259ZM259 245H258V246H259ZM4 246L6 247V245H4ZM8 246H9V245H7V247H8ZM18 246H19V245H18ZM46 246L44 247V249H46ZM56 246H58V245H56ZM56 246H54V247H56ZM97 246H98V244H97ZM99 246H100V244H99ZM113 246H112V247H113ZM142 246H144V245H142ZM175 246H177V245H175ZM181 246H182V245H181ZM225 246H226V245H225ZM11 247H13L12 244H11ZM28 247H29V246H28ZM30 247H31V246H30ZM47 247H48V246H47ZM63 247H64V246H63ZM84 247H85V246H84ZM101 247H103V246H101ZM101 247H99V248L101 249ZM106 247H107V246H106ZM144 247H145V246H144ZM177 247H178V246H177ZM196 247H197V246H196ZM200 247H202V246H200ZM204 247H205V246H204ZM204 247L202 248V250L204 249ZM213 247H214V246H213ZM213 247H212V249H213ZM220 247H221V246H220ZM223 247H224V245H223L221 248L224 249ZM226 247H227V246H226ZM259 247L261 248V246H259ZM0 248H1V246H0ZM3 248H4V247H3ZM73 248H76V247L74 246ZM79 248H80V247H79ZM88 248H89V247H88ZM99 248H98V249H99ZM103 248H105V247H103ZM113 248H114V247H113ZM113 248H112V249H113ZM133 248H136V247H133ZM174 248H175V247H174ZM182 248H183V247H182ZM214 248H217V247L215 246ZM245 248H247V247H245ZM4 249H5V248H4ZM7 249H8V248H7ZM7 249H5V250H7ZM19 249H20V248H19ZM29 249H30V248H29ZM53 249H54V248H53ZM63 249H64V248H63ZM65 249H66V246H65ZM68 249L70 250V246H69ZM71 249H72V248H71ZM95 249H96V248H95ZM107 249H108V248H107ZM109 249H110V248H109ZM178 249H181V248L179 247ZM190 249H192V248H190ZM197 249H199V248L197 247ZM200 249H201V248H200ZM205 249H207V246L205 247ZM225 249H226V248H225ZM228 249H229V248H228ZM256 249H257V248H256ZM262 249H263V248H262ZM0 250H1L0 252L2 253L3 250H2V249H0ZM11 250H12V249H11ZM60 250H62V249H61V246H60ZM69 250H68L67 252H69ZM82 250H83V249H82ZM86 250H87V249H85V252H87ZM101 250H102V249H101ZM104 250H106V248H105ZM104 250H103V251H104ZM110 250H111V249H110ZM144 250H145V249H144ZM195 250H196V249L191 250V251H195ZM209 250H211V249H209ZM215 250H216V249H215ZM215 250H214V251H215ZM218 250H219V249H218ZM218 250H216V252H218ZM247 250H249V249H247ZM9 251H10V250H9ZM9 251H8V252H9ZM45 251H47V249H46ZM72 251H73V249H72ZM91 251H92V249H91ZM91 251H90V253H91ZM93 251H95V250H93ZM108 251H109V250H108ZM113 251H114V250H113ZM132 251H133V250H132ZM132 251H131V252H132ZM145 251H146V250H145ZM178 251H179V250H178ZM185 251H186V249H185ZM191 251H190V252H191ZM204 251H205V250H204ZM206 251H207V250H206ZM245 251H246V250H245ZM249 251H250V250H249ZM23 252L25 253V251H23ZM55 252L58 253V252H57V249L55 250ZM59 252H61V251H59ZM62 252H63V251H62ZM99 252H100V251H99ZM105 252H106V251H105ZM111 252H112V250H111ZM111 252H110V253H111ZM148 252H149V251H148ZM182 252H183V251H182ZM182 252H181V253H182ZM188 252H189V251H188ZM188 252H187V253H188ZM190 252H189V253H190ZM195 252H197V251H195ZM212 252H213V251H211V253H212ZM250 252H251V251H250ZM5 253H6V251H5ZM10 253H11V252H10ZM16 253H17V252H16ZM46 253H47V252H46ZM51 253H52V252H51ZM63 253H64V252H63ZM69 253H70V252H69ZM71 253H72V252H71ZM77 253H79V252H77ZM97 253H98V252H97ZM102 253H103V252H102ZM102 253H101V254H102ZM107 253H109V252H107ZM110 253H109V254H110ZM179 253H180V252H179ZM181 253H180L179 255H181V258H182V254H181ZM185 253H186V252H185ZM199 253H200V252H199ZM199 253H198V254H199ZM204 253L206 254V252H204ZM207 253H208V252H207ZM211 253H210V254H211ZM222 253L224 254V252H222ZM227 253H228V252H227ZM251 253H252V252H251ZM3 254H4V253H3ZM25 254H26V253H25ZM30 254H31V253H30ZM59 254H60V253H59ZM64 254H65V253H64ZM67 254H68V253H67ZM91 254H92V253H91ZM105 254H106V253H105ZM114 254H115V252H114ZM114 254H111V255H114ZM141 254H142V253H141ZM145 254H146V253H145ZM183 254H184V253H183ZM200 254H202V253H200ZM21 255H22V254H21ZM31 255H32V254H31ZM31 255H30V256H31ZM38 255H39V252H38ZM47 255H48V254H47ZM54 255H55V254H53V256H54ZM72 255H73V254H72ZM97 255H98V254H97ZM102 255H103V254H102ZM102 255H101V256H102ZM111 255H110V256H111ZM142 255H143V254H142ZM186 255H187V254H186ZM208 255H209V254H208ZM208 255H207V256H208ZM214 255H216V253H215ZM225 255H226V254H225ZM5 256H7V255H5ZM9 256H10V255H9ZM13 256H14V255H13ZM33 256H34V255H33ZM44 256H45V255H44ZM44 256H43V257H44ZM48 256H49V255H48ZM61 256H63L62 253H61ZM66 256H68V255H66ZM66 256H65V257H66ZM75 256L77 257L78 255H75ZM82 256H83V255H82ZM87 256L89 257V255H87ZM94 256H95V255H94ZM194 256H195V255H194ZM209 256L211 257V255H209ZM216 256H217V255H216ZM218 256L220 257L219 254H218ZM31 257H32V256H31ZM35 257H36V256H35ZM37 257H39V256H37ZM45 257L48 258L47 256H45ZM57 257H58V254H57V256L54 257V258L56 259ZM78 257H79V256H78ZM91 257H92V256L90 255L89 258H91ZM95 257H96L95 260L98 259L97 257L100 258L99 255H98V256H95ZM104 257H105V256H104ZM108 257H109V255H108ZM167 257H168V256H167ZM171 257H173V256H171ZM184 257H185V256H184ZM186 257H187V256H186ZM186 257H185V258H186ZM196 257H199V256H196ZM203 257H204V256H203ZM210 257H209V258H210ZM213 257H214V256H213ZM213 257H211V258H213ZM219 257H217V258H219ZM223 257H224V256H223ZM223 257H222V258H223ZM229 257H230V256H229ZM1 258H2V257H1ZM6 258H7V257H6ZM19 258H20V257H19ZM27 258H30V257H27ZM32 258H33V257H32ZM49 258H50V257H49ZM51 258H52V257H51ZM85 258H86V257H85ZM85 258H84V259H85ZM177 258H178V257H177ZM188 258H189V257H188ZM3 259H5V258H3ZM3 259H2V261L4 262ZM7 259H8V258H7ZM16 259H18V258H16ZM33 259H34V258H33ZM39 259H40V258H39ZM52 259H53V258H52ZM74 259H75V258L73 257V260H71V262H73V261L75 262L76 259H75V260H74ZM93 259H94V258H93ZM105 259H106V258H105ZM108 259H109V258H108ZM120 259H121V258H120ZM122 259H123V258H122ZM122 259H121V260H122ZM128 259H129V258H128ZM170 259H172V258H170ZM183 259H184V258H183ZM186 259H187V258H186ZM189 259H190V258H189ZM199 259H200V258H199ZM204 259H205V257H204ZM223 259H224V258H223ZM227 259H228V258H227ZM10 260H11V259H10ZM40 260H41V259H40ZM59 260H60V258H59ZM59 260H56V261H59ZM80 260H81V259H80ZM86 260H88V259L86 258L85 261H86ZM95 260H94V261H95ZM102 260H103V259H102ZM134 260H135V259H134ZM173 260H174V259H173ZM180 260L182 261V259H180ZM205 260H206V259H205ZM211 260H212V259H210V261H211ZM2 261H1V264H4V263H2ZM5 261H6V260H5ZM12 261H13V259H12ZM20 261H21V260H20ZM23 261H24V259H23ZM25 261H26V260H25ZM25 261H24V262H25ZM42 261H43V260H42ZM54 261H55V260H54ZM54 261H51V262L53 263ZM56 261H55V262H56ZM78 261H79V260H78ZM91 261H92V260H91ZM116 261H117V260H116ZM171 261H172V260H171ZM185 261H186V260H185ZM206 261H207V260H206ZM215 261H219V260H218V259H217V260L215 259ZM215 261H214V263H215ZM7 262H8V260H7ZM15 262H16V261H15ZM62 262H63V260H62ZM74 262H73V263H74ZM89 262H90V261H89ZM92 262H93V261H92ZM92 262H91V263H92ZM117 262H118V261H117ZM173 262H174V261H173ZM176 262H177V260H176ZM183 262H184V261H183ZM192 262H194V261H192ZM207 262H208V261H207ZM212 262H213V260H212ZM212 262H211V264H212ZM219 262L221 263V261H219ZM222 262H223V261H222ZM5 263H6V262H5ZM10 263H11V262H10ZM16 263H17V262H16ZM31 263H32V262H31ZM31 263L29 262V264H31ZM34 263H35V262H34ZM34 263H33V264H34ZM43 263H44V262H42L41 264H43ZM49 263H50V262H49ZM49 263H48V264H49ZM52 263H50V264H52ZM57 263H58V262H57ZM63 263H64V262H63ZM67 263H68V258H67ZM77 263H78V262H77ZM91 263H90V264H91ZM98 263H99V262H97L96 264H98ZM100 263H101V262H100ZM168 263H169V262H168ZM186 263H188V262H184V264H186ZM230 263L232 264V262H230ZM17 264H18V263H17ZM21 264H22V263H21ZM25 264H26V262H25ZM58 264H59V263H58ZM71 264H72V263H71ZM79 264H80V263H79ZM81 264H82V262H81ZM84 264H85V262H84ZM86 264H88V263H86ZM112 264H113V263H112ZM125 264H128V263H125ZM134 264H135V263H134ZM175 264H176V263H175ZM178 264H179V263H178ZM216 264H217V262H216Z\"/></svg>",
	"mask_w": 264,
	"mask_h": 264
},
{
	"label": "water",
	"instance_id": "obj_3",
	"mask_svg": "<svg viewBox=\"0 0 264 264\" xmlns=\"http://www.w3.org/2000/svg\"><path fill=\"white\" fill-rule=\"evenodd\" d=\"M119 22L117 20H112L110 23H107L103 26V29H108L115 31L119 27Z\"/></svg>",
	"mask_w": 264,
	"mask_h": 264
}]
</instances>
